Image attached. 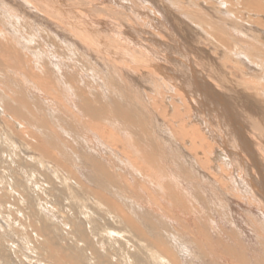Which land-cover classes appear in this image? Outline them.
Masks as SVG:
<instances>
[{
    "label": "bare ground",
    "instance_id": "6f19581e",
    "mask_svg": "<svg viewBox=\"0 0 264 264\" xmlns=\"http://www.w3.org/2000/svg\"><path fill=\"white\" fill-rule=\"evenodd\" d=\"M2 1V0H1ZM11 3H13V0H10ZM18 3L15 4L13 3V8H17V9H20L22 10V12H24L25 14H29L30 11H26L27 9H31V10H34L35 12V17L36 18H32L33 21H36L38 20V22H42L43 21V24H45V26H55L58 28V31L60 30L61 33L64 34V36L68 39V40H71L72 43L74 42V45L82 48L80 50H78L74 45V47L72 48L73 50H75V52L69 50V53L72 55V56H76L79 55L80 57L82 56H86L87 54L89 55L88 57H91L92 60H100L102 61V63H107V64H110L111 65V68L114 69L113 73L115 74H119L122 78L126 77V79L124 80L127 81L129 84H133L134 82H136V80L138 78H143V77H147L152 79H155L156 81V84L158 85L159 87V91L160 93L162 91L165 92V95L166 93L170 96V98L173 96V97H176L177 100H179L181 103H182V106L184 104V106H186V109L190 116L189 118H184L185 121L187 122L188 124V121L190 123V125H187V126H190L188 128H186V130L188 129L189 130V133H184L185 130V124L182 125V126H168L169 128V134L172 136V137H176L178 139H180L183 144L187 141L186 143V150H189L190 152H198L199 153V150L201 149L200 153L203 152V150L206 148V150L208 151V153L212 156H208L206 158L203 159H200V157L197 156V161L198 162H201L203 165L204 164H209V161L210 162H214V166L216 167H213L212 170L215 171V173H218V171H220L219 173L222 172V174L224 173L226 175V179H231L230 181L233 182V180L237 181V185L240 184L241 187L239 192H241V198L243 199H248L249 201L253 202H249L251 204H256V206L264 213V87L263 86H260L262 88H258L259 85H261L257 79L256 83L252 84V80L254 79H249L250 80V84L252 85V93L251 95H249L248 93L246 94L244 91L245 89L243 90L242 87L240 86L239 83L237 82H234L232 81V79H227L225 77V71L223 73V71L221 70V68H219L218 66V62L216 63V61L214 59H212L209 55L206 57V51L199 45H197V41L200 39V37H205L207 38V40L210 42V43H218V44H222L221 41H220V35L221 34H224V35H227L226 34V31H234V32H237L238 33V30H242L241 26L245 25V26H250L251 23H255L253 24V26L255 27L256 24L258 27H260V33H261V36L260 39L264 40V0H214L216 2V5H211L210 6V3L209 5L207 4V0H202L203 3H197V2H194V0H187L188 4H184V5H187V9L183 10L182 12H184L183 16L188 20V22H184L183 21V18H179L178 15H166L164 12H162V14H158L160 17H156L155 15L153 14H150V12L152 11H148L150 9H148V6H143L146 11L144 12L143 16L145 18L146 21H150L149 23H152V27L154 29V31H157L156 32H151V30H148V29H145L143 25L142 27L139 25L138 21H137V18L133 16V13H129L127 14L126 11L125 12V9L126 7H129L127 6L126 4V7L125 5H120L121 7L124 6V9H115L114 7L112 8V5L111 8H109L106 4L104 5H101L103 3H99V5L96 3L93 4H90L86 1V3L88 4H83L82 3V0H16ZM84 1V0H83ZM107 1V0H106ZM109 1V0H108ZM155 1V0H153ZM153 1H152V4H153ZM161 1V0H160ZM180 1V0H179ZM200 1V0H198ZM124 2V1H123ZM157 2V1H156ZM155 2V3H156ZM172 2V0H170V3ZM175 2H178V1H174V4ZM186 2V1H185ZM214 2V3H215ZM93 3V2H92ZM106 3V2H105ZM125 3V2H124ZM169 2H167L168 4ZM180 3V2H178ZM213 3V4H214ZM1 4V3H0ZM134 4V3H133ZM157 4V3H156ZM166 4V3H165ZM177 4V3H176ZM87 5H90V9L87 10ZM162 8V4H160ZM179 5V4H178ZM1 6V5H0ZM116 6V5H115ZM139 6V5H138ZM158 6V5H157ZM164 6V5H163ZM167 6V5H166ZM175 6V5H174ZM11 7V6H10ZM119 7V6H118ZM120 7V8H121ZM141 7V6H140ZM141 8L139 10H137L138 12H142V9L144 8ZM168 7H169V4H168ZM27 8V9H25ZM156 8V7H155ZM235 8H239V9H235ZM130 9V8H128ZM136 10V8H134ZM152 9V8H151ZM164 9V7H163ZM162 9V10H163ZM165 9L166 12L168 11V8L166 7ZM171 9V8H170ZM156 10V9H155ZM172 10V9H171ZM208 10H210L209 12H211L212 14H210L208 12ZM40 11V12H38ZM137 11H136V14L135 16L137 15ZM164 11V10H163ZM174 10H172L173 12ZM178 11V10H176ZM8 12V11H7ZM134 12V11H133ZM157 12V11H156ZM170 12V11H169ZM10 13V17H13V21L12 22V19H3L1 16L0 18H2L3 20L0 21V92L2 93V95H0V100H3L0 101L5 113L8 115V117L11 119V120H7L6 121V124H8L9 126H11L12 124H16L17 128L18 129H14V126H12L11 128L12 129V135L18 137V139H23L27 144V147L28 149H32L33 152H38L42 158H46V159H49V162L53 163V165L57 166L60 165L61 167L65 168L64 170L68 169L69 171V167L67 166V164H64V162L66 163V161L62 162L60 158H67L66 155L70 154H66L65 157H64V152L66 151V148L69 150L70 152V145L69 143H67V141L65 142L64 139H62L61 137V132L64 131V132H69L68 130L69 129H66V128H69V125L70 122L73 123L74 117H76L77 115L75 114V111H79V112H82L83 116H85V120L88 118L91 122H93V124H105V126L107 127H110L108 126L115 123V124H118L117 122H122L121 124V127L126 126L127 128V125H129L128 127H130V125L134 126V127H137L138 130H142L144 128V126L146 125V121H147V118L149 117V112L150 110L148 108H146L144 106V108L142 107H131V109H129V107L127 108L124 105L121 104V102L119 100L116 99V97H113L114 99H111L109 102H99L101 100H97L96 99V96L94 94V92H91L95 98H93L94 96H92V94H88L87 92V82L86 80L84 79L83 76H85V74L87 73H84V69L83 68H80L79 67H82V65L80 66L79 63H77V61H74V59L72 60L71 57L67 59H65V56L62 55L61 53H59V51L55 50L54 49V42H52V45H49V47L51 46V48L48 49L51 50L52 52H50L46 46H44L42 44V42H39L38 45H36L34 43V45L38 46L40 48H35V52L33 51V56H31V54H29V56L31 57V59L29 58H25L27 56H25L26 54V50H25V45H28L27 43H31L32 40H29V39H26V38H23L22 35H20V30H19V33H16V29L14 30H10L9 28L11 27L12 29L13 28H16L19 20L16 16V14L10 10V12H8V14ZM153 13V12H152ZM159 13V11L157 12ZM156 13V14H157ZM181 13V11H180ZM174 14V13H173ZM182 14V13H181ZM220 14H223V15H226L227 17H229V19L227 18V21L223 20V17H222V21L219 20L221 19V15ZM220 15V18L219 16ZM28 16V15H27ZM105 16L107 17H111L110 20H107L105 18ZM31 17V16H30ZM6 18V17H5ZM27 18V17H26ZM140 18V16H139ZM219 18V19H218ZM20 19V18H19ZM26 20V19H24ZM115 20H118V24H121L123 23L124 24V27L120 26L118 27V24L115 22ZM144 20V22H145ZM28 21V20H27ZM110 23H108V22ZM31 22V21H30ZM29 23V22H28ZM133 24L132 27L131 24ZM181 23H183V25H181ZM207 25L208 29L211 31V33L214 31H216L217 33L215 34H211L209 33L206 29L203 28V24ZM145 24V23H143ZM165 24L167 27H165ZM25 25V24H24ZM147 25H148V22H147ZM35 26V25H34ZM40 26V25H39ZM151 26V24L148 25V27ZM176 26H180L179 28H177ZM252 26V27H253ZM27 27V26H26ZM42 27V26H41ZM41 27H39V31H43V29H40ZM54 27V28H55ZM147 27V28H148ZM253 27V28H254ZM18 28V27H17ZM36 28V27H35ZM56 28V29H57ZM151 28V27H150ZM32 29H34L32 27ZM38 29H34L35 32L38 31ZM252 29V28H251ZM46 30V29H45ZM179 30V31H178ZM245 30V29H244ZM247 30V29H246ZM24 31V30H23ZM51 31V30H50ZM218 31H219V35H218ZM248 31V30H247ZM252 31V30H251ZM28 32V31H27ZM57 32V31H56ZM175 32H179V35L180 34L183 36L186 37V39L188 40V42H191L193 43L194 47H192V49H187L188 47L191 48V46H188L187 48L185 46H183L179 40H177L178 36L176 35V37L174 36V33ZM30 33V32H29ZM34 34V32H32ZM241 33V32H240ZM254 33V32H252ZM252 33H251V36H252ZM32 34V35H33ZM57 34H60V33H57ZM61 34V35H63ZM203 34V35H202ZM26 35V34H25ZM38 35V34H37ZM55 35V33H54ZM202 35V36H201ZM250 35V34H249ZM43 36V35H42ZM219 36V37H218ZM222 36V35H221ZM234 36V34H233ZM27 37V36H26ZM29 37V36H28ZM34 37H37V36H34ZM33 37V38H34ZM57 37V35H56ZM62 36L59 37V39L61 38ZM65 37H63L65 39ZM175 37V38H174ZM184 37V38H185ZM229 37V36H228ZM245 37V36H244ZM256 37V35H255ZM258 37V36H257ZM30 38V37H29ZM183 38V37H182ZM181 38V39H182ZM241 38V37H240ZM250 38V37H249ZM253 38V37H252ZM251 38V39H252ZM24 39V41L22 40ZM32 39V38H31ZM35 39V38H34ZM62 39V40H64ZM66 39V40H67ZM179 39V38H178ZM250 39V40H251ZM254 39V38H253ZM252 39V41H253ZM29 40V41H28ZM61 40V39H60ZM223 40V39H222ZM47 41V40H46ZM53 41V40H52ZM224 41V40H223ZM255 41V40H254ZM27 42V43H26ZM33 42V41H32ZM187 42V41H186ZM199 42V41H198ZM257 42V41H256ZM256 42H253L255 43L256 45ZM260 42V41H259ZM65 43V42H64ZM200 43V42H199ZM227 43V42H226ZM241 43V42H240ZM25 44V45H24ZM63 44V43H62ZM260 44V43H259ZM24 47H22V46ZM33 45V44H32ZM56 45H57V42H56ZM186 45V44H185ZM188 45V44H187ZM186 45V46H187ZM239 45V44H238ZM246 45V44H245ZM254 45V46H255ZM22 48H21V47ZM60 46V44H59ZM66 46H69V45H66ZM72 46V44H71ZM213 46V45H212ZM218 46V45H217ZM221 46V45H220ZM222 46H226L222 44ZM240 46V45H239ZM32 47V46H31ZM244 47V46H243ZM257 47V48H256ZM23 48L25 51H23ZM34 48V47H32ZM32 48H31V53H32ZM58 48V46H57ZM62 48V47H61ZM70 48V47H69ZM77 50H76V49ZM222 47H220L221 49ZM236 48V47H234ZM240 48V47H239ZM238 48V50H239ZM250 48V46L248 47V49ZM251 48H252V45H251ZM250 48V49H251ZM255 49L254 53L250 54L251 55V58L255 60V62H252L253 64L255 63V65L257 66L258 69H260L261 71L264 69V43H261L260 46H255L253 47ZM26 49H28V46L26 47ZM60 49V48H59ZM63 49H65V47H63ZM63 49H61L63 51ZM223 49V48H222ZM253 49V50H254ZM224 50V49H223ZM237 50V48H236ZM244 50V49H243ZM232 51V50H231ZM231 51L228 49L226 50V52L224 51L225 55L223 56H226V53H231ZM241 51V49L239 50ZM238 51V52H239ZM249 51V50H248ZM252 51V50H251ZM250 51V52H251ZM29 52V51H28ZM29 52V53H30ZM65 52V51H64ZM68 52V51H66ZM84 52L86 55H83ZM222 52V51H221ZM237 52V51H236ZM236 53V58H237V61H240V60H243L245 57H247L248 53L247 52H243V53ZM242 52V51H241ZM253 52V51H252ZM25 53V54H24ZM233 53V52H232ZM44 54V56H43ZM190 55H194L195 57H198V59H200L201 61L203 60L202 64L198 63V62H193L192 58ZM235 55V54H233ZM253 55V56H252ZM256 55V56H255ZM96 56V57H95ZM215 56V55H214ZM36 59H34V58ZM64 57V58H63ZM67 57V56H66ZM231 57V54L228 55V58ZM75 58V57H74ZM87 58V56L85 57ZM205 58V59H204ZM248 58V57H247ZM251 58L249 57V59L251 60ZM88 59V58H87ZM231 59V58H230ZM67 60V61H66ZM234 60V59H233ZM84 61V60H83ZM232 61V60H231ZM236 61V60H235ZM245 61V60H244ZM249 61V60H248ZM88 62V61H87ZM200 62V61H199ZM250 62V61H249ZM93 63V62H92ZM99 63V62H98ZM220 63V62H219ZM227 63V62H226ZM242 63V62H241ZM244 63V62H243ZM95 64V63H94ZM222 64V63H221ZM224 64V62H223ZM222 64V65H223ZM236 63L234 62V65ZM250 64V63H249ZM106 65V64H105ZM109 65V66H110ZM232 65V64H230ZM237 65V64H236ZM239 65V64H238ZM252 65V64H251ZM95 66V65H94ZM108 66V65H106ZM225 66V65H224ZM224 66H221V67H224ZM239 66H243V65H239ZM92 67V66H91ZM247 67V66H245ZM244 67V68H245ZM99 68V67H98ZM103 68V67H102ZM106 68V67H105ZM239 68V67H237ZM243 68V67H242ZM72 69V70H71ZM108 69V68H106ZM112 69L110 71H112ZM224 69V68H223ZM246 69V68H245ZM253 69V68H252ZM251 68L248 70H252ZM87 70V69H85ZM105 70V69H104ZM236 70L238 69H233V72H236ZM247 70V69H246ZM254 70V69H253ZM92 71V70H91ZM98 71V70H97ZM99 71H100V68H99ZM109 71V70H108ZM231 71V70H230ZM243 71V70H242ZM104 72V71H103ZM106 72V71H105ZM245 72V71H243ZM91 73V72H90ZM99 73V72H98ZM102 72H100L101 74ZM109 75L111 74V72H108ZM113 73L111 75H113ZM240 73H242L240 71ZM247 73V71H246ZM93 74V73H91ZM95 74V73H94ZM97 74V73H96ZM137 76H136V75ZM227 74V72H226ZM231 74V73H230ZM243 74V73H242ZM245 74V73H244ZM254 74V73H253ZM259 74V73H258ZM89 75V78L92 75L88 74ZM256 76H258L257 74H255ZM264 75V74H263ZM101 76V75H99ZM104 76V74H103ZM107 76V75H106ZM119 76V77H120ZM229 76V75H228ZM232 76V75H231ZM244 76V75H243ZM250 76V75H249ZM262 76V75H261ZM260 76V77H261ZM86 78L88 77L87 75L85 76ZM98 78V76H96ZM116 77V76H115ZM114 77V78H115ZM118 75H117V79L119 78ZM264 77V76H263ZM103 78V77H102ZM113 78V77H112ZM254 78V77H253ZM88 79V78H87ZM260 79V78H259ZM94 80V79H92ZM99 79H97L98 81ZM105 80V78H104ZM107 80V79H106ZM115 80V79H114ZM119 80V79H118ZM144 80V78H143ZM262 80V79H261ZM89 81V79H88ZM95 82H97L96 80H94ZM93 81V83H94ZM100 81V80H99ZM103 81V80H102ZM153 81V80H152ZM246 81V80H245ZM244 81V82H245ZM248 81V80H247ZM113 82V80H112ZM120 82V81H119ZM123 82V80H122ZM243 82V83H244ZM263 82V81H262ZM98 83V82H97ZM102 83V82H101ZM116 83V82H115ZM249 83V82H247ZM95 84V83H94ZM92 84V85H94ZM120 83L119 85H116V88L117 91H119V93H122V94H126L128 93L127 95H141L139 92L137 94V91L133 90L134 89V86H133V89H132V86L130 87L133 91H128V89L122 84ZM129 84L125 83L126 86H128ZM246 84V82H245ZM102 87H103V83L101 84ZM136 85V84H135ZM249 85V84H248ZM263 85V84H262ZM91 86V85H90ZM96 86V85H95ZM98 86V85H97ZM115 86V84L113 85ZM154 86V85H153ZM87 87V88H86ZM99 87V86H98ZM101 87V88H102ZM109 87V86H108ZM112 87V85L110 86ZM129 87V86H128ZM139 87H142L140 84H139ZM138 89H141L139 88ZM157 88V86H155ZM96 87H94L95 89ZM129 88V89H130ZM147 87H145L146 89ZM249 88V87H248ZM93 89V87H92ZM93 89V90H94ZM100 89V88H98ZM96 89V90H98ZM105 88L103 87V90ZM111 90V88H108ZM137 89V88H136ZM155 89V88H154ZM116 90V89H115ZM148 91V89H146ZM162 90V91H161ZM89 91V90H88ZM113 91V90H112ZM112 91H109V92H112ZM104 92H106V90H104ZM108 92V93H109ZM114 92V91H113ZM124 92V93H123ZM126 92V93H125ZM248 92V91H246ZM101 93V92H100ZM106 93V94H108ZM144 93V91H143ZM151 93V92H150ZM158 93V92H157ZM163 93V92H162ZM111 95V93H109ZM102 95V94H101ZM113 95V94H112ZM117 95V94H116ZM119 95V94H118ZM154 95V94H153ZM159 95H162V94H159ZM2 96V97H1ZM99 96V95H98ZM120 97V95H119ZM126 97V96H125ZM146 97V96H145ZM153 97V96H152ZM157 97V96H156ZM162 97V96H160ZM166 97H168L166 95ZM172 97V98H173ZM3 98V99H1ZM100 98V96H99ZM98 98V99H99ZM102 98V97H101ZM100 98V99H101ZM124 98V97H123ZM135 98V97H134ZM133 98V99H134ZM138 98V97H137ZM150 98V97H149ZM155 97H153L154 99ZM164 98V97H163ZM169 98V97H168ZM171 98V99H172ZM95 99V100H94ZM106 99V98H105ZM108 99V97H107ZM132 99V100H133ZM141 99V98H140ZM148 99V98H147ZM153 99H151L150 101H152ZM158 99H161L163 100L162 98H158ZM175 99V98H173ZM128 100V98H127ZM156 101L159 102V103H162L164 104L163 101ZM103 101V100H102ZM105 101V100H104ZM138 101V100H136ZM135 101V103H137ZM148 101V100H147ZM165 101V100H164ZM167 103L169 100H166ZM174 102V100H172ZM144 103V102H143ZM154 103L151 102V104ZM169 103H171V100L169 101ZM168 103V104H169ZM158 103H156L155 105H157ZM177 104L179 105V103L177 102ZM0 105V107H1ZM136 105V106H137ZM154 105V104H153ZM154 105V106H155ZM160 105V104H159ZM175 105V104H174ZM173 105V108L175 109V106ZM177 105V106H178ZM51 107V111L50 109L47 107ZM143 106V104H142ZM158 106V105H157ZM155 106V107H157ZM161 106V105H160ZM170 106V105H169ZM148 107V106H147ZM165 107V106H164ZM167 107V106H166ZM171 107V106H170ZM169 107V109H171ZM179 108V106H178ZM177 108V109H178ZM2 109V108H1ZM0 109V111H1ZM2 109V110H3ZM159 109V108H158ZM164 110H167V108H164ZM179 110V109H178ZM184 110V109H183ZM156 111V110H155ZM161 111V109L159 110ZM163 111V110H162ZM161 111V113H163ZM186 111V110H184ZM52 114L53 116H56L54 114H58L56 112H60L62 114V119L67 120V125H64L62 122L64 121H60V119L56 118V117H53L51 116L50 114ZM55 112V113H54ZM77 113V114H80V113ZM152 112V111H151ZM168 112V111H166ZM179 112V111H178ZM178 112L174 110V112L169 116L167 117L171 119V117H173L172 119H174V117H176L178 115ZM1 113V112H0ZM4 113V114H5ZM54 113V114H53ZM67 113H70V114H74L73 116V119H68L66 115H69ZM185 113V112H184ZM3 114V115H4ZM61 114H58V116ZM156 116L158 113H155ZM154 114V115H155ZM164 114V113H163ZM175 114V115H173ZM1 115V114H0ZM160 115V114H159ZM186 115V114H185ZM59 116V117H60ZM81 116V114H80ZM182 116V114H181ZM5 117V116H4ZM159 117V116H158ZM69 118H71V115H69ZM78 118V116H77ZM83 118V117H81ZM83 118V119H84ZM150 120L148 118L150 125H153L152 122H154V118H152L150 116ZM163 117H161L162 119ZM164 118H165V114H164ZM1 119V118H0ZM61 119V120H62ZM156 119L155 118V123H156ZM160 119V118H159ZM176 119V118H175ZM174 119V120H175ZM6 120V119H5ZM79 120V119H77ZM81 120V119H80ZM162 121V120H161ZM167 121V120H166ZM169 121V120H168ZM176 121V120H175ZM178 121V120H177ZM1 122V121H0ZM64 122V123H65ZM77 122V121H76ZM80 122V121H78ZM77 122V123H78ZM2 123V122H1ZM65 123V124H66ZM85 123V122H84ZM83 123V124H84ZM88 123V121L86 122ZM120 123H119V126H120ZM164 123V121H163ZM174 123V122H172ZM65 127V129L67 130H62L60 131L63 127V125ZM76 124V123H75ZM81 124V122H80ZM80 124H77V125H80ZM83 124L81 125V127H83ZM92 124V123H91ZM107 124V125H106ZM125 124V125H124ZM2 125V124H1ZM59 125H62L61 128H59ZM149 125V124H148ZM165 125H166V122H165ZM175 125V124H174ZM72 126L71 129L74 127V123L73 125H70ZM91 125H89L88 127L90 128ZM95 126V125H94ZM97 126V125H96ZM118 126V125H117ZM119 126L117 128V130L119 129ZM156 126V124H155ZM152 128V130L154 129V127ZM162 126V125H161ZM160 126V127H161ZM7 127V126H6ZM77 127V126H76ZM80 127V126H79ZM85 127V125H84ZM88 127H85V128H88ZM99 127V126H98ZM103 126L99 127L100 131L99 132V135L102 137L104 136L106 138V135L107 133H109V135H113L114 134V131H111L113 130V127L111 126V130L110 128H104L102 129ZM120 127V128H121ZM132 128V131L133 129L135 128ZM147 126H145V130L147 129L146 128ZM157 127H159L157 125ZM75 128V127H74ZM84 128V129H85ZM89 128L87 130H89ZM92 128V127H91ZM115 128V126H114ZM124 128H121L122 130H119V131H123ZM150 128V127H149ZM165 128V127H163ZM161 127V129H163ZM178 128V129H177ZM184 131H182L181 129ZM1 129V128H0ZM9 129V128H8ZM20 129V130H19ZM80 129V128H79ZM129 129V128H128ZM155 129H157L155 127ZM73 130V129H72ZM77 130V129H76ZM82 130V128H81ZM96 129H94L95 131ZM148 130V129H147ZM158 130L160 131V129L158 128ZM158 130L156 131H152V134L154 135L153 132H158ZM178 130L182 131V135L180 134L181 132H179ZM71 131V130H70ZM126 131V130H125ZM135 131V130H134ZM164 131V130H163ZM80 132V131H79ZM83 132V131H81ZM90 132V130H89ZM138 132V131H137ZM162 132V131H161ZM161 132H158L159 136H163L161 134ZM167 132V131H166ZM165 132V134H166ZM61 133V134H60ZM70 134L74 133V130L73 132H69ZM86 133V132H85ZM126 133V132H125ZM129 133V131L127 132ZM141 133V132H140ZM144 133V132H142ZM147 133V132H146ZM144 133V135L146 134ZM177 135L175 136L174 135ZM3 134V133H2ZM69 134V135H70ZM76 134V133H75ZM74 134V136H75ZM78 134V132H77ZM76 134V135H77ZM89 133L87 132V135ZM120 134V133H119ZM134 134V133H133ZM137 134V133H136ZM149 134L150 131H149ZM148 134V136H149ZM156 134V133H155ZM161 134V135H160ZM63 135V134H62ZM66 135H68V133H66ZM90 135V134H89ZM92 135V133H91ZM96 135V134H95ZM94 135V136H95ZM98 135V134H97ZM118 135V134H117ZM123 135L124 132H123ZM122 135V136H123ZM130 135V134H129ZM168 135V134H167ZM72 136V135H71ZM81 135H78V137ZM93 136V135H92ZM138 136V134L136 135ZM141 136V135H139ZM138 136V137H139ZM152 136V135H151ZM150 136V137H151ZM166 136V135H165ZM3 137V136H2ZM1 137V139H2ZM66 138V136H64ZM114 137V138H113ZM111 138L115 139V136H113ZM121 136H119L120 138ZM125 138L127 136H124ZM153 138H155L154 136H152ZM169 137V135L167 136ZM166 137V138H167ZM8 138V137H7ZM69 138V137H68ZM74 138V137H73ZM84 138V137H83ZM130 138V136H129ZM133 138V137H131ZM135 140H138L136 139V137H134ZM146 138V137H145ZM171 139V137H169ZM187 138H190V139H187ZM17 139V140H18ZM71 139V138H69ZM74 139H77V138H74ZM89 139V138H88ZM88 139H87V142H88ZM91 139V138H90ZM94 138H92L91 141H93ZM96 139V138H95ZM103 139V138H102ZM144 139V138H143ZM147 139H150V138H147ZM157 139V138H156ZM159 139V138H158ZM162 139V137H161ZM169 139V140H170ZM5 140V139H4ZM8 140V139H7ZM14 140V139H13ZM72 140V139H71ZM108 140L110 142H112L110 140V138H108ZM128 140H131L132 139H128ZM133 139L132 143L135 144L136 141ZM146 140V139H144ZM160 140V139H159ZM159 140H154V144L156 143L155 141H159ZM163 140V139H162ZM161 140V141H162ZM168 140V142H169ZM116 141V140H115ZM143 141V140H142ZM148 141V140H146ZM160 143H163V145L165 144L164 142H161ZM167 141V140H166ZM176 141V140H175ZM8 142H10L8 140ZM95 143V140L93 141ZM101 142V140H100ZM103 142V141H102ZM109 142V144H110ZM173 142V141H172ZM171 142V143H172ZM6 143V141H5ZM108 143V142H107ZM106 143V144H107ZM117 143V142H115ZM128 147H133V144L128 142ZM143 143V142H142ZM145 143V142H144ZM148 143V142H147ZM4 144V143H2ZM24 144V143H23ZM89 144V143H88ZM87 144V145H88ZM93 144V143H92ZM97 144V143H95ZM112 144V143H111ZM121 144V143H120ZM149 144V143H148ZM167 144V143H166ZM178 144V143H177ZM103 146V144H100ZM125 145V144H124ZM151 145V144H149ZM161 145V147L163 146ZM174 145V144H173ZM179 145V144H178ZM24 146V145H23ZM90 146V145H89ZM88 146V147H89ZM101 146V148H102ZM114 145L112 144V147ZM137 146V145H136ZM143 146V145H142ZM145 146V144H144ZM157 146V144L155 145ZM160 146V145H158ZM170 146V144H169ZM207 146V147H205ZM100 147L99 145H97V148ZM104 147H107V146H104ZM115 147V146H114ZM122 147V145H121ZM146 147V146H145ZM149 147V146H148ZM164 147V146H163ZM162 147V148H163ZM167 147V146H165ZM165 147L163 148L164 151L169 148L167 147L165 149ZM171 147V146H170ZM6 148V147H5ZM13 148V147H12ZM96 148V149H97ZM101 148H100V152H101ZM160 148V147H159ZM158 148V149H159ZM2 149V148H1ZM14 149V148H13ZM89 149V148H88ZM87 149V150H88ZM92 150V148H90ZM89 149V150H90ZM105 149V148H104ZM103 149V150H104ZM108 149V148H107ZM106 149V150H107ZM141 149V148H140ZM143 149V148H142ZM146 149V148H145ZM152 149V147L150 148ZM157 149V148H156ZM155 149V151H156ZM157 149V150H158ZM171 149V148H170ZM10 150V149H9ZM15 150V149H14ZM98 150V149H97ZM112 150V149H111ZM113 150H116V148ZM129 150V149H128ZM131 150V149H130ZM153 150V149H152ZM169 150V149H168ZM177 150V149H176ZM4 151V150H2ZM1 151V152H2ZM6 151V150H5ZM11 151V150H10ZM17 150L14 151V153L16 152ZM95 151V150H94ZM97 151V152H99ZM132 151V150H131ZM148 151H151V150H148ZM154 151V150H153ZM151 151V153H145V152H142L141 151V155L139 158H132V160H127L123 162H121V165L123 164V167H126L125 165L128 166V169H126L125 171L129 170V168H131L130 170L132 171L133 169V172L134 174H143L145 172V170L147 169H161L162 168L158 167L160 165L159 163V157L161 156H156L154 154V152ZM160 151V154L162 153L161 150ZM158 151V153H159ZM73 152V150L71 151ZM96 152V151H95ZM103 152V151H102ZM104 152L107 153V155L110 153V156H111V152L110 151H105ZM109 152V153H108ZM167 152V151H166ZM166 152H163V155H165ZM172 152V150H171ZM18 153V151H17ZM16 153V155H17ZM116 153V152H114ZM132 153V152H131ZM144 153V154H143ZM168 153V152H167ZM169 153H170V150H169ZM185 153H188V152H185ZM197 153V154H198ZM3 154V153H2ZM20 154V153H19ZM89 154V153H88ZM98 154H101V153H98ZM105 154V153H103ZM120 154V153H119ZM126 154V153H125ZM134 154V153H133ZM184 154V153H183ZM196 154V155H197ZM261 154V155H260ZM8 155V154H7ZM91 155V154H89ZM135 156H137L138 154H134ZM179 156V154H177ZM23 156V155H22ZM20 155V157H22ZM69 156V155H68ZM92 156H95V155H92ZM114 155L112 154V157ZM128 156V154H127ZM131 156V155H129ZM167 156V154H166ZM165 156V157H166ZM170 156V155H168ZM188 156V155H187ZM190 156V154H189ZM188 156V157H189ZM260 156L263 157V159L260 158ZM2 157V156H1ZM11 157V155H10ZM18 157V156H17ZM84 157V155H83ZM99 158V156H96ZM115 157V156H114ZM117 157V155H116ZM123 157V155H122ZM158 157V159H157ZM172 157V156H170ZM169 157V158H170ZM175 157V156H174ZM174 157H172L174 159ZM181 156H179V159ZM191 157V156H190ZM192 157H195L194 155ZM203 157V156H202ZM247 157V158H245ZM13 158V157H11ZM34 158V157H32ZM37 158V157H36ZM85 158V157H84ZM83 158V159H84ZM102 158H103V155H102ZM118 158H121V155L120 157L118 156L117 157V160ZM162 158V157H161ZM171 158V159H172ZM212 158V160H211ZM2 159V158H1ZM25 159V158H24ZM30 160V158H28ZM40 159V158H39ZM73 159V157H72ZM125 159V157L123 158ZM163 159H165V163L167 162V157L164 158L163 156ZM162 159V160H163ZM170 159V160H171ZM176 159V157H175ZM183 159V158H182ZM186 159V157H185ZM246 159H248L249 161H247ZM21 161V159H19ZM23 160V159H22ZM35 160V159H34ZM67 160V159H66ZM86 162H87V165H89L90 167V172L92 171V177H91V181L96 183L95 185L99 188V189H102L103 191H105V188L108 184V186H111L114 185V188L116 187L115 185L117 183H121V182H117L118 179L115 178V176H113L111 174V172L109 173V168H108V171H107V168L100 162H97L95 161V159H89V158H85ZM158 160V161H157ZM161 160V159H160ZM177 160V159H176ZM175 160V161H176ZM188 160V159H186ZM16 163H18L17 160H14ZM25 162V160H23ZM27 161V160H26ZM36 161V160H35ZM42 161V160H41ZM74 161V160H73ZM72 161V162H73ZM80 161V160H79ZM74 163V166L80 164L83 162V160L80 161V163ZM100 161V160H99ZM121 161V160H120ZM156 161H157V164H156ZM182 161V160H181ZM189 161V160H188ZM218 161H221V163H217ZM1 162V161H0ZM86 162H84V165L86 164ZM104 162V161H102ZM119 162V161H118ZM162 162V161H160ZM164 162V161H163ZM177 164L178 161H176ZM39 163L40 166H42V164L40 163V161H36V164ZM120 163V162H119ZM159 163V165H158ZM171 163V162H170ZM170 163H168L170 165ZM174 163V161L172 162ZM106 164V163H105ZM125 164V165H124ZM164 164V163H163ZM161 164V165H163ZM185 164V163H184ZM196 164V162H195ZM213 164V163H212ZM23 165H26V164H23ZM44 165V164H43ZM46 165V164H45ZM52 165V164H51ZM70 165V164H69ZM72 165V163H71ZM181 165V164H180ZM194 165V163H193ZM203 165H200L199 163V166L202 167ZM211 165V164H209ZM86 166V165H85ZM176 166V165H174ZM173 166V167H174ZM189 165L186 166L189 168ZM198 166V167H199ZM205 166V165H204ZM208 165H206L207 167ZM27 167V166H26ZM45 167V166H43ZM50 167V166H49ZM110 167V166H109ZM120 167V166H119ZM122 167V168H123ZM177 167V166H176ZM176 167H174L175 169H177ZM192 167V166H191ZM190 167V168H191ZM210 167V166H209ZM51 168V167H50ZM56 168V167H55ZM74 168V167H73ZM77 168V166H75L74 170ZM80 168V167H79ZM88 168V166H87ZM85 168V169H87ZM117 168V167H116ZM164 168V167H163ZM168 168V167H167ZM212 168V167H211ZM16 169V168H15ZM14 169V171H15ZM60 169V168H59ZM62 169V168H61ZM83 169V168H81ZM118 169V168H117ZM124 169V168H123ZM154 169V170H155ZM18 170V169H17ZM21 170V169H20ZM43 170V169H42ZM52 170V169H51ZM50 170V171H51ZM63 170V169H62ZM72 170V169H71ZM78 170V169H77ZM88 170V169H87ZM185 170H187L185 168ZM193 170V168H192ZM191 170V171H192ZM196 170V169H195ZM209 170V169H208ZM218 170V171H217ZM255 170L256 171V176H253V173L251 171ZM13 171V170H12ZM13 171V172H14ZM25 171V170H24ZM39 171V169H38ZM41 171V170H40ZM39 171V172H40ZM54 171V170H53ZM60 171V170H59ZM58 171V172H59ZM73 171V170H72ZM79 171V170H78ZM120 171V170H119ZM151 171V170H150ZM156 171V170H155ZM163 171H161V173L163 174ZM170 171V170H169ZM172 171V169H171ZM173 171H175L173 169ZM172 171V172H173ZM177 171V170H176ZM181 171V170H179ZM197 171V170H196ZM202 171V170H201ZM42 172V171H41ZM52 172V171H51ZM50 172V173H51ZM57 172V173H58ZM75 172V171H73ZM88 172V171H87ZM117 172V170H116ZM128 172V171H127ZM132 172V173H133ZM136 172V173H135ZM160 172V171H158ZM184 172V171H183ZM189 172V171H188ZM195 171H193L194 173ZM200 171H198L199 173ZM254 172V171H253ZM62 173V171L60 172ZM64 174L66 173H69L71 175L70 172H66L63 171ZM120 173H122V171H120ZM126 173V172H125ZM130 173V172H129ZM147 173V172H146ZM164 173H167V172H164ZM171 173V172H170ZM186 173V171H185ZM190 173V172H189ZM188 173V174H189ZM218 173V174H219ZM14 174V173H13ZM41 175V173H39ZM38 174V175H39ZM44 174V173H43ZM46 174V173H45ZM68 174V175H69ZM79 174V173H78ZM77 173L75 174L76 176L78 175ZM88 174V173H87ZM86 174V175H87ZM116 174V173H115ZM123 174H124V171H123ZM159 174V173H158ZM172 174V173H171ZM174 174V173H173ZM175 174H177L175 172ZM217 174V175H218ZM262 174V175H261ZM15 175V174H14ZM18 175V173H17ZM20 175V174H19ZM48 175H51L48 173ZM74 175V174H73ZM117 175V174H116ZM120 175V174H119ZM131 174H129V180H130V176ZM149 175V174H148ZM147 175V177H148ZM160 175V174H159ZM169 175V174H167ZM165 175V176H167ZM187 175V174H186ZM184 174V176H186ZM192 175V174H191ZM198 175V174H196ZM205 175V174H204ZM214 174H212V177L215 178L213 176ZM43 176V175H41ZM54 176V175H53ZM60 176V175H59ZM72 176V175H71ZM138 176V175H137ZM153 176V175H152ZM161 176V175H160ZM163 176V175H162ZM161 176V177H162ZM164 176V179L166 180ZM173 176V175H172ZM177 175H175L176 177ZM194 176V174H193ZM220 176H224V175H221ZM50 177V176H49ZM48 177V178H49ZM66 177H67V174H66ZM119 177V176H118ZM140 177V175L138 176ZM181 177H183L181 175ZM191 176L189 174L188 179H190ZM199 177V176H198ZM203 177V176H202ZM211 177V176H210ZM233 177H235V179H233ZM51 178H53L51 176ZM69 178V176H68ZM74 178H76L74 176ZM79 178V177H78ZM123 178V176H122ZM144 179V177L142 176L141 179ZM150 178V176H149ZM152 178V177H151ZM168 178V177H167ZM195 178V177H193ZM207 178V177H206ZM18 179V178H17ZM135 181L136 180V176H135ZM138 179V178H137ZM146 179V178H145ZM144 179V180H145ZM179 179V178H178ZM184 179V178H183ZM219 179V178H218ZM37 179H35L36 181ZM71 180H73L71 178ZM121 180V179H119ZM163 180V178L161 179V181ZM164 180V181H165ZM175 180L174 177L171 181ZM181 182H182V179L180 178ZM187 180V179H186ZM192 180V179H190ZM215 181L217 179H214ZM38 181V180H37ZM46 181V179H45ZM48 181V180H47ZM55 181V179H54ZM64 181V180H63ZM78 181V180H77ZM81 179H80V182H78L80 185L82 184L81 183ZM89 181V182H91ZM124 181V180H122ZM126 181H128V179H126ZM125 181V183H126ZM141 181V180H140ZM147 180H145V183H146ZM149 181V180H148ZM160 181V180H159ZM158 181V182H159ZM169 181V180H168ZM184 181V180H183ZM218 181V180H217ZM51 182V180H50ZM49 182V183H50ZM56 182V181H55ZM129 182V181H128ZM127 182V183H128ZM163 182V181H162ZM166 182V181H165ZM176 182V181H174ZM178 183L177 182V185L179 184H182V183ZM188 182V181H187ZM186 181L184 183H187ZM194 182V181H193ZM226 182V181H225ZM53 183V182H52ZM50 183V184H52ZM69 183V182H68ZM70 183H73L72 181ZM77 184V182H75ZM110 183V184H109ZM126 183V184H127ZM141 183V182H140ZM144 183V185L146 186V184ZM154 183V182H153ZM157 183V182H156ZM171 183V182H170ZM189 183V182H188ZM187 183V185H188ZM199 183V182H198ZM197 183V184H198ZM201 183V182H200ZM217 183V182H216ZM19 184V183H17ZM54 184V183H53ZM60 184V182H59ZM78 184V185H79ZM92 184V183H91ZM124 184L123 182L121 183V185ZM130 183H128L129 185ZM149 184V183H148ZM159 184V183H158ZM162 184V183H161ZM172 184V183H171ZM175 184V183H174ZM220 184V183H219ZM224 184V183H223ZM223 184H221V186H223ZM226 184V183H225ZM230 184V183H229ZM56 184H54L55 186ZM73 186H76L73 184H71ZM120 185V184H119ZM131 185V184H130ZM137 185V184H136ZM183 185H186V184H183ZM190 185H193V184H190ZM235 185V184H234ZM21 186V184H20ZM26 186V185H24ZM39 186V185H38ZM61 186H64V183L63 185L61 184ZM83 186V185H82ZM118 186V184H117ZM125 186V185H123ZM127 186V185H126ZM138 186V185H137ZM140 186V185H139ZM138 186V187H139ZM168 185H166L167 187ZM175 186V185H174ZM203 186V185H202ZM218 186V185H217ZM227 186V185H226ZM232 188L234 187L233 185H231ZM57 187V185H56ZM60 187V186H59ZM69 187V186H68ZM96 187V188H97ZM121 187V186H120ZM128 187V186H127ZM130 187V186H129ZM134 187V186H133ZM133 187L131 185V188H129V190H133ZM151 187H154L151 186ZM150 186L148 187L149 189L151 188ZM159 186H157L158 188ZM172 187V186H171ZM178 187V186H176ZM174 187V188H176ZM182 187V186H180ZM188 186H185L184 189H186ZM190 187V186H189ZM193 187V186H191ZM198 187V186H197ZM206 187V186H205ZM220 187V186H219ZM49 188L50 185H49ZM55 188V187H54ZM58 188V187H57ZM74 188V187H73ZM81 188H84L81 187ZM80 188V189H81ZM94 188V189H96ZM111 188V187H109ZM112 187V190L114 189ZM118 188V187H117ZM141 188H142V185H141ZM140 188V189H141ZM147 188V187H145ZM231 188V189H232ZM235 188V187H234ZM238 188V186H237ZM53 189V188H52ZM76 189V188H75ZM124 189V188H123ZM128 189V188H127ZM153 189V188H151ZM155 189V187H154ZM166 189H169V188H166ZM165 189V191H166ZM178 189V188H177ZM176 189V192H172L171 188V192L167 191L168 194V199L167 200H170L172 203L174 201H179L180 203L183 202L182 200H185L184 197L181 196V188H179L178 190ZM192 190H194L193 188H190ZM199 189V188H198ZM236 189V188H235ZM25 190V189H24ZM60 190V189H59ZM78 190V189H77ZM86 190V189H85ZM89 190V189H88ZM98 190V189H96ZM125 190V189H124ZM134 190H136V188H134ZM145 190V189H143ZM161 190V189H159ZM221 190V188H220ZM237 190V189H236ZM246 190V191H245ZM27 191L29 190H26V195H27ZM51 191V190H50ZM116 191V190H115ZM113 191V192H115ZM120 191V189L118 190ZM128 191V190H127ZM147 192V190H145ZM158 191V190H157ZM161 191H164V190H161ZM161 191H159L160 193H162ZM175 191V190H174ZM222 191V190H221ZM235 191V190H234ZM244 191V192H243ZM30 192V191H29ZM89 192V191H88ZM92 192V191H90ZM97 192V196L98 198L103 202L105 203V206L106 204L109 206H107L108 210L111 208L113 209L112 212L110 211V213H113V211L117 212L118 214L121 215V217L123 218V220H126L128 219V224L132 226V222H135V221H132L133 220L131 218V220L129 219V217L127 218V216L125 217V214H123L124 211H121L119 205H117L114 200H110L106 197L105 194H103L104 192ZM106 192V191H105ZM125 192V191H124ZM134 192V191H133ZM136 192V191H135ZM149 192V190H148ZM166 192V193H167ZM227 194H228V191H226ZM225 192V193H226ZM246 192V193H245ZM52 194V192H50ZM61 193V192H60ZM126 193V192H125ZM129 193V192H128ZM182 193L186 194V192H183ZM213 193V192H212ZM1 196L2 194H5L4 192L0 193ZM92 194V193H91ZM93 194H95V191L93 192ZM114 194V193H113ZM116 194V192H115ZM118 194V193H117ZM116 194V195H117ZM121 194V193H119ZM118 194V196H119ZM151 194V193H150ZM165 194V193H164ZM221 194V193H220ZM232 194V193H231ZM54 195V193L52 194ZM131 195V194H129ZM129 195L127 198H129ZM153 195V194H152ZM199 195V194H198ZM235 195V194H233ZM238 195V194H237ZM0 196V197H1ZM108 196V195H107ZM126 196V194H125ZM123 195V197H125ZM133 196V195H132ZM130 196V197H132ZM160 196V195H159ZM223 196V195H222ZM228 196V195H227ZM61 197V196H60ZM88 197V196H87ZM115 197V196H114ZM122 197V196H121ZM191 197V196H189ZM231 197V196H230ZM5 198V197H4ZM2 198V199H4ZM126 198V201L129 200ZM152 198V197H151ZM195 198V197H194ZM193 196H192V199H194ZM201 198V197H200ZM220 198V197H219ZM28 199V198H27ZM30 199V198H29ZM93 199V198H92ZM113 199V198H112ZM115 199V198H114ZM164 199V198H163ZM164 199V201H165ZM196 199V198H195ZM229 199V198H227ZM97 200V199H96ZM95 200V201H96ZM116 200V199H115ZM247 200V201H248ZM1 201V199H0ZM3 201V200H2ZM6 201V199H5ZM94 201V200H93ZM99 201V202H101ZM157 201V200H156ZM187 201V200H186ZM195 201V200H194ZM193 201V202H194ZM98 202V200H97ZM98 202V203H99ZM122 202H125V199L124 201ZM167 202V201H166ZM178 202V203H179ZM5 203V202H4ZM7 203V202H6ZM5 203V204H6ZM15 203V202H14ZM121 203V202H120ZM132 203V202H131ZM138 203V202H137ZM137 203L135 204V206L137 205ZM146 203V202H145ZM175 203V202H174ZM186 203V202H185ZM119 204V203H118ZM176 204V203H175ZM182 204V203H181ZM222 204V203H221ZM254 204V205H255ZM98 205V204H97ZM100 205V204H99ZM142 205V204H141ZM140 207H143L141 206ZM168 205V204H167ZM170 205V204H169ZM174 205V204H173ZM224 205V204H223ZM227 205V204H226ZM15 206V205H14ZM19 206L18 204L16 205V207ZM103 206V204H102ZM121 206V205H120ZM139 206V204H138ZM138 206H136L137 208H139ZM182 206V205H181ZM185 206V205H184ZM187 206V205H186ZM7 207V206H6ZM20 207V206H19ZM59 207V206H58ZM145 207V206H144ZM149 207V206H147ZM155 207V206H154ZM163 207V205H162ZM171 207V206H170ZM176 207V206H175ZM179 207V206H178ZM183 207V206H182ZM221 207V206H220ZM226 207V206H225ZM136 208V209H137ZM161 208V207H160ZM177 208V207H176ZM188 208V207H187ZM15 209V208H14ZM21 209V208H20ZM106 209V207H105ZM110 209V210H111ZM147 209V208H146ZM159 209V208H158ZM157 209V210H158ZM181 210V208H179ZM140 210V208H139ZM138 210V211H139ZM162 212L164 211L162 208H161ZM169 210V209H168ZM172 210V209H171ZM179 210V211H180ZM183 210V209H182ZM23 211V210H22ZM106 211V210H105ZM178 211V209L176 210ZM186 211H190L188 209H186ZM61 212V211H60ZM108 212V211H107ZM147 212V211H146ZM148 212L151 213V211L149 210L148 208ZM147 212V214H148ZM156 212V211H155ZM161 212V211H160ZM159 212V213H160ZM165 212V211H164ZM169 212V211H168ZM172 212V211H171ZM174 212V210H173ZM181 213H183L182 211H180ZM179 212V213H180ZM186 212V213H187ZM191 212V211H190ZM258 212V211H257ZM82 213V212H81ZM109 213V212H108ZM126 213V212H125ZM141 213V212H140ZM142 213H145V212H142ZM158 213V212H157ZM166 213V212H165ZM175 213V212H174ZM262 214V217L264 216L263 213L261 212H258V214ZM59 214V213H58ZM62 214V212H61ZM60 214V215H61ZM83 214V213H82ZM106 214V213H105ZM162 213H160L161 215ZM172 214V213H171ZM170 214V215H171ZM185 214V213H184ZM65 215V214H64ZM107 215V214H106ZM111 215V214H110ZM113 215V214H112ZM115 215V214H114ZM129 215V214H128ZM145 215V214H143ZM170 215H167L169 216L170 218L172 217V220H173V217L174 216H170ZM188 215V214H187ZM62 216V215H61ZM104 216V214H103ZM116 216V215H115ZM141 216V215H140ZM147 216V215H145ZM149 214H148V219H149ZM166 216V217H167ZM179 216V215H178ZM180 216H183V215H180ZM185 216V215H184ZM183 216V217H184ZM258 217H260L259 215H257ZM33 217H34V214H33ZM67 217V215H66ZM143 217V216H141ZM151 217V216H150ZM154 217V215L152 216ZM151 217V218H152ZM165 217V216H164ZM198 217V216H197ZM200 217V216H199ZM204 217V215H203ZM231 217V216H230ZM86 218V217H85ZM111 218V217H110ZM113 218V216H112ZM111 218V219H112ZM176 218V217H174ZM182 218V217H181ZM186 218V216H185ZM261 218V217H260ZM259 218V219H260ZM21 219V218H20ZM68 219H70V222H71V218L68 217ZM107 219V218H106ZM117 219V218H115ZM148 219L146 220V222L148 223L149 227H150V224L152 226V222L148 221ZM158 219V218H157ZM164 219V218H163ZM163 219L161 220L162 223L163 222ZM169 219V218H168ZM183 219V218H182ZM188 219V218H187ZM186 219V220H187ZM262 219V218H261ZM264 219V217H263ZM262 219V220H263ZM120 220V219H119ZM117 219V221H119ZM122 220V219H121ZM140 220H143V219H140ZM160 220V219H158ZM77 221V220H76ZM107 221V220H106ZM168 221V220H167ZM175 221V219L173 220ZM172 221V222H173ZM191 221V220H190ZM189 221V223H190ZM105 222V220H104ZM109 222V221H107ZM121 222V221H119ZM126 222V223H127ZM145 222V221H143ZM142 222V223H143ZM159 222V221H158ZM170 222V219L169 221ZM264 222V221H263ZM46 223V222H45ZM73 223V222H72ZM77 223V222H76ZM81 223V222H80ZM106 223V222H105ZM118 223V222H117ZM125 223V221H124ZM174 223V222H173ZM176 223V222H175ZM178 223V222H177ZM185 223V222H184ZM188 223V221H187ZM188 223V224H189ZM254 223V222H253ZM110 224V223H109ZM115 224V223H114ZM123 224V223H122ZM138 224V223H137ZM144 224V223H143ZM183 224V223H180V225ZM206 224V223H205ZM255 224V223H254ZM253 224V225H254ZM74 225V223H73ZM127 225V224H126ZM145 225V224H144ZM143 225V226H144ZM160 225V224H159ZM162 225V224H161ZM169 226H172L171 224H168ZM177 226V224H174ZM173 227H176L174 226ZM208 225V224H207ZM258 225V224H257ZM107 226V225H106ZM121 226V224H120ZM124 226V225H122ZM146 226V225H145ZM166 226H167V223H166ZM179 226V224H178ZM183 226H185L186 228V224ZM189 226V225H187ZM260 226H261V223H260ZM41 227V226H40ZM125 227V226H124ZM162 227V226H161ZM200 227V226H199ZM78 228V227H77ZM85 228V227H84ZM132 228V227H129V229ZM137 228V227H135ZM135 228H132V229H135ZM140 228V227H139ZM148 228V227H147ZM167 228V227H166ZM170 228V227H169ZM177 228V227H176ZM180 228V226H179ZM183 228V227H181ZM180 228V230H181ZM184 228V229H185ZM262 228V226L260 227V229ZM45 229V228H44ZM82 229V227H81ZM122 229V228H121ZM125 229V228H124ZM151 230H156L155 226L154 227H151L150 228ZM150 229H148V231H150ZM162 229V228H161ZM197 229V228H196ZM233 229V227H232ZM253 229V228H252ZM256 229V228H255ZM258 229V227H257ZM257 229H256V232H257ZM41 230V229H40ZM47 229H45L46 231ZM79 230V229H78ZM83 230V229H82ZM126 230V229H125ZM143 230V229H142ZM144 230H146L144 228ZM80 231V230H79ZM78 231V232H79ZM131 231V230H130ZM136 231V230H135ZM138 231V229H137ZM163 231V230H161ZM168 231H170L168 229ZM166 230L165 233H167L166 235L170 234ZM185 231V230H184ZM195 231V230H194ZM197 231V230H196ZM238 233L240 230H237ZM236 231V232H237ZM264 231V229L262 230ZM36 232V231H35ZM38 232V231H37ZM81 232V231H80ZM118 231H116L115 233H117ZM125 232V231H124ZM145 232V231H144ZM143 232V233H144ZM157 232V233H156ZM154 231V233L156 234H159L158 231ZM160 232V230H159ZM171 232V231H170ZM173 232V231H172ZM175 232V231H174ZM173 232V233H174ZM180 232V231H179ZM183 231H181L180 233H182ZM255 232V231H254ZM39 233V232H38ZM83 233V231H82ZM123 233V232H122ZM139 233V232H138ZM137 233V235H138ZM152 233V231H151ZM162 232H160L161 234ZM180 233H176V235H180ZM185 233V232H183ZM191 233V232H190ZM259 233L261 234L262 232H260L259 230ZM129 234V233H128ZM136 234V233H135ZM145 234V233H144ZM147 234V233H146ZM150 236V232L148 233ZM163 235H165L164 233H162ZM187 234L186 236H189V232L186 231ZM194 234V233H193ZM263 234V233H262ZM45 235V234H44ZM51 235V234H50ZM107 235H109L107 233ZM116 235V234H115ZM119 235V234H118ZM117 235V236H118ZM122 235V234H121ZM120 235V236H121ZM125 234H123L124 236ZM140 235V234H139ZM173 235V234H171ZM168 236V237H171ZM192 235V233H191ZM198 235V234H197ZM228 235V236H227ZM242 235H243V232H242ZM259 235V234H258ZM37 236V235H36ZM42 236V235H41ZM83 236V234H82ZM141 236V235H140ZM139 236V237H140ZM144 236V235H143ZM159 236V235H157ZM183 236V235H182ZM195 236V235H193ZM203 236V235H202ZM201 236V237H202ZM226 236L229 238L230 242H231V247L229 246H224V251L226 252V254L228 256H230L233 261H237L239 264H248V261H247V255H249L247 252H245V249L244 247L240 244L241 242H237V239H235L236 236H238L236 234V236H232L230 233H227ZM122 237V236H121ZM138 237V236H137ZM152 237V235L150 236ZM154 237V236H153ZM161 238L162 235H160ZM178 238V236H176ZM174 237V238H176ZM241 237V236H240ZM258 237V236H257ZM259 237H261L259 235ZM263 237V236H262ZM261 237V238H262ZM119 238V237H118ZM125 238V236H124ZM129 238V237H127ZM135 238V237H134ZM141 238L143 237H140L139 239L142 240ZM165 238V237H164ZM176 238V239H177ZM185 238V237H184ZM190 238L191 240V237H188ZM194 238V237H193ZM192 238V240H194ZM205 238V237H203ZM45 239V238H44ZM112 239V238H111ZM131 239V238H130ZM138 239V238H137ZM146 240H148L146 237H145ZM173 239V238H172ZM175 239V240H176ZM196 239V238H195ZM122 240V239H121ZM144 240V239H143ZM145 240V241H146ZM164 240V239H163ZM168 239H165V242H167ZM179 240V239H178ZM186 240V238H185ZM240 240V239H239ZM49 241V239H48ZM47 241V242H48ZM127 241V240H126ZM130 241V240H129ZM135 241V240H133ZM144 241V242H145ZM177 241V240H176ZM181 241V240H180ZM182 241H184L182 239ZM203 241V239H202ZM205 241V240H204ZM53 242V241H52ZM147 243L148 242H151V241H146ZM156 242V241H155ZM159 242V240H158ZM161 242H164L161 240ZM168 242H171V243H174L172 241H168ZM213 242V241H212ZM194 243V242H193ZM203 242H201L202 244ZM211 243V242H210ZM49 244V243H48ZM53 245V243H51ZM55 244V243H54ZM128 244V243H127ZM153 244V243H152ZM159 244V243H158ZM168 244V243H167ZM170 244V243H169ZM176 244V242H175ZM174 244V245H175ZM179 244H183V243H179ZM178 244V246H180ZM186 244V243H185ZM184 244V245H185ZM195 244V243H194ZM201 244L199 246H201ZM205 244H208V243H205ZM217 244V243H216ZM130 245V244H128ZM127 245V246H128ZM148 245V244H146ZM151 245V244H150ZM157 245V243L155 244ZM173 245V246H174ZM197 247H198V243H196ZM211 245V244H210ZM50 246V245H49ZM58 246V245H57ZM61 246V245H60ZM153 246V245H152ZM158 246V245H157ZM172 246V244H171ZM177 246V244H176ZM187 246V244H186ZM264 246V245H263ZM59 247V246H58ZM70 247V246H69ZM133 247V246H132ZM154 247V246H153ZM160 246H158L159 248ZM163 247L165 248L164 244H163ZM167 247V245H166ZM181 247V246H180ZM190 247V244L189 246ZM187 247V249H188ZM196 247V246H194ZM194 247H192V249H194ZM210 247V246H209ZM208 247V248H209ZM214 247V245H213ZM61 248V247H59ZM73 248V247H72ZM169 248V247H168ZM167 248V249H168ZM172 248V247H170ZM185 248V247H184ZM201 247H199L200 249ZM206 248V249H208ZM157 249V248H156ZM175 249V247H174ZM187 249L185 248V250L187 251ZM198 249V248H196ZM198 249V251H199ZM204 249L201 248V250ZM218 249V248H217ZM263 249V247H262ZM64 250V249H63ZM133 250V249H132ZM135 250V249H134ZM158 250V249H157ZM162 250V249H160ZM176 250H180V248H176ZM176 250H172L174 251L173 253L174 254H179V253H175ZM183 251L181 250V254L179 255H182L183 253H186L187 252H190V251ZM93 251V250H92ZM143 251V250H142ZM147 251V250H146ZM171 251V252H172ZM203 251V250H202ZM209 251V250H208ZM211 251V249H210ZM214 251V250H213ZM262 251V250H261ZM260 251V252H261ZM264 251V250H263ZM144 252V251H143ZM159 252V250H158ZM166 252H169L168 250ZM165 252V253H166ZM180 252V251H179ZM200 254H201V251H199ZM41 253V252H40ZM55 253V252H54ZM93 253H96V251H94ZM92 253V255H93ZM164 253V252H163ZM172 253V256L174 255ZM196 253V252H195ZM193 252V254H195ZM212 253V252H211ZM219 253V252H218ZM264 252H262L263 254ZM46 254V253H45ZM160 254V253H159ZM188 254V253H187ZM197 254V253H196ZM51 255V254H50ZM84 255V254H83ZM147 255V254H146ZM154 255V254H153ZM166 255V254H165ZM178 255V257H179ZM184 255V256H185ZM198 255V254H197ZM74 256V255H73ZM96 256V255H95ZM149 256V255H148ZM148 256H145L147 259H148ZM161 256V255H160ZM169 256V254H168ZM171 256V255H170ZM170 256L168 257L170 260L173 261V258H175L176 256L174 255V257L170 258ZM183 256V255H182ZM188 256V255H187ZM190 256V255H189ZM201 256V255H200ZM207 256V255H206ZM252 256V255H251ZM254 256V254H253ZM144 257V256H143ZM152 257V255H151ZM176 257V258H178ZM208 257V256H207ZM249 257V256H248ZM255 257V256H254ZM257 257V256H256ZM255 257V258H256ZM127 258V257H126ZM175 258V260H177ZM180 258H182L180 256ZM186 258V257H185ZM190 258V257H189ZM188 258V259H189ZM192 260H196L195 257L192 256ZM39 259V258H38ZM78 259V258H77ZM82 259V258H81ZM87 259V258H86ZM108 259V258H107ZM163 259V258H162ZM166 259H167V256H166ZM191 259V258H190ZM189 259V260H190ZM220 259V258H219ZM40 260V259H39ZM100 260V259H99ZM168 260V259H167ZM174 260V262H175ZM185 260V259H184ZM187 260V259H186ZM102 261V260H101ZM118 261V260H117ZM127 261V260H125ZM129 261V260H128ZM131 261V260H130ZM148 261V260H147ZM211 261V260H210ZM252 261V260H251ZM81 262V261H80ZM79 262V263H80ZM156 263V261H153ZM158 262V261H157ZM166 262V261H165ZM164 262V263H165ZM173 262V263H174ZM119 263V262H118ZM128 263V262H127ZM130 263V262H129ZM159 263V262H158ZM156 263V264H158ZM169 263V262H168ZM172 263V262H171ZM236 263V262H235ZM252 264H264V257L261 258V257H258L257 259H253V261L251 262ZM39 264V263H38ZM76 264V263H75ZM162 264V262H161ZM166 264V263H165ZM170 264V263H169Z\"/></svg>",
    "mask_w": 264,
    "mask_h": 264
},
{
    "label": "rangeland",
    "instance_id": "374dc122",
    "mask_svg": "<svg viewBox=\"0 0 264 264\" xmlns=\"http://www.w3.org/2000/svg\"><path fill=\"white\" fill-rule=\"evenodd\" d=\"M86 1L88 2V0H82V3L83 4H85L86 3ZM90 1H91V3H90ZM125 3H124V2ZM152 1L153 0H89V2L88 3H90V4H93L94 5V3H96V5L98 4L99 5V3H103V4H101V5H104V4H106L109 8H111V6L110 5H112V8L114 7L115 9H117L118 8V10L120 9H124V6H120V5H125V7H126V4H127V6H129V7H126V9H125V12L127 13V14H129L130 12L131 13H133V16L134 17H138L137 18V21H138V23H139V25L142 27L143 25H145L144 26V28L145 29H148V30H151V32L153 33V32H156L157 33V31H154V29H153V27H152V23H149L150 21H146L145 20V18H144V16H143V14H144V12L146 11V9L143 7V6H148V9H150V10H148L149 12L150 11H152V12H150V14H153V15H155L156 17H160L159 15L160 14H162V12H164L166 15H178V17L179 18H183V21L184 22H188V20L183 16V14H184V12H182L183 10H185V9H187V5H184V4H188V2H187V0H172V2L170 3V0H155V1H153V4H152ZM157 1V2H156ZM174 1H178V2H180V3H178V2H175V4H174ZM186 1V2H185ZM93 2V3H92ZM106 2V3H105ZM157 4H156V3ZM167 2H169L168 4H169V7H168V4H167ZM194 2H197V3H203V1L202 0H200V1H198V0H194ZM210 3V6L211 5H216V2L214 1V0H207V4L209 5V3ZM215 2V3H214ZM0 16L3 18V19H12V22H14L13 21V17H10V13L8 14V12H10V10H12L15 14H16V16H17V18H18V20H19V22H18V24H17V26H16V28H9L11 31L12 30H14V29H16V33H19V30H20V35H22V37L23 38H26V39H29V40H32L31 41V43H27L28 45H25V47L24 46H22V47H24L25 48V50H24V48H23V51H25L26 52V54H25V56H27V57H25V58H28V56H29V54H31V56H33L32 54H33V51L35 52V50L37 49V48H39L38 46H36V45H38V43L39 42H42V44L44 45V46H46V48L48 49V47H49V45H52V42H54L55 44H54V49L55 50H57V51H59V53H63L62 55H66L65 56V59H67L68 60V58H70L71 57V59L73 60L74 59V61H77V63H79L80 64V66L82 65V67H79V69L80 68H83L84 69V73H87L88 71V73L87 74H85V76L87 75L88 77V79H89V81H88V79L85 77V76H83L84 77V79L86 80V82H87V92H88V94L90 93V94H92L91 92H94V93H96V94H94L95 96H96V99L99 101V100H101V101H99V102H109L111 99H114L113 97H116V99L117 100H119L120 102H121V104L122 105H124L125 104V106L127 107H129V109H131L132 110V108H130V106L131 107H138V105L140 104V103H142L143 104V106H142V104H140L139 105V107H142V108H144V106L146 107V108H148L149 110H150V112H149V120L151 119L150 118V116L152 117V118H154V122H152V124L153 125H150V123L149 122H151V121H149L148 120V118H147V121H146V125L145 126H147L146 128L148 129H146L145 130V126H144V128L142 129V130H138V128L137 127H134V126H132V125H130V127H128L129 125H127V128H126V126H125V128H124V126H122L121 127V124H122V122L120 123V122H117L118 124H115V123H113V124H111V125H109L108 124V126H112L113 127V130H111V128L110 127H107V126H105V124H93V122H91L88 118L85 120V116H83V114H82V112H79V111H75V114L78 116V118H77V116L76 117H74V118H76V119H74V121H73V123H74V127L72 128L73 130H74V133H72V134H70L69 132H73V130L71 129V127L72 126H70V125H73V123H71L70 122V124H68L69 125V128H66V129H69L68 131L69 132H64V131H62V130H64L65 129V127H64V125H67V120H65L64 121V119H62V114L60 113V112H56V113H58V114H61V116L59 117L58 116V114H54V115H56V116H53V115H51L52 114V112H51V114L50 113H48V114H50L51 116H53V117H56V118H58V119H60V121H64V122H62L63 124V127L64 128H62L60 131H62L61 133L63 134H61V137H62V139H64L65 140V142L67 141V143H69V145H70V147H71V149H70V152H69V148L67 149L66 148V151L64 152V157H65V155L66 154H68V153H70V154H68V155H66V157L67 158H60L61 159V161L62 162H64V161H66V163L64 162V164H67V166H68V168L69 167H71V168H69V171H68V169H66V170H64L65 168H63V167H61L60 165H58V167L57 166H55V165H53V163H51V162H49V159H46V158H42V156L37 152H33L32 151V149L30 150V149H28V147H27V143L23 140V139H18V137H17V135L16 136H14V135H12V129L13 128H11L12 126H14V129H18L16 126V124H12L11 126H9L8 124H6V121L7 120H11L9 117H8V115L5 113V111H4V109H3V107H2V105H1V103L3 102V100H0V101H2L1 103H0V105H1V107H0V109H1V115H0V121L2 122H0V193H2V192H4L5 194H2V196H1V194H0V199H1V201H0V264H156V263H158V264H161V262H162V264H239L237 261H233V259L230 257V256H228L227 254H226V252L224 251V246H229V247H231V248H233L231 245V242H230V240H229V238L226 236V234L227 233H230L232 236H236V234L238 235V236H236L235 237V239H237V242H241L240 244L244 247V249H245V252H247L248 250V254L249 255H247V261H248V264H252L251 262L253 261V259H257L258 257H261V258H263L264 257V253L262 254V252H264L263 250H264V231H262L263 229H264V219H263V217H262V214H258V212H261V213H263L257 206H256V204L254 205V204H251V203H253V202H251V201H249L247 198L246 199H243V198H241L240 196L242 195L241 194V192H239V191H241L240 190V188L239 187H241L240 186V184L239 185H237V181H235V180H233V182L232 181H230L231 179H226V175L223 173L222 174V172L221 173H219L220 171H218V173H215V171L214 170H212L213 169V167H216V166H214V162L212 161V162H210L209 161V164H211V165H209V164H202L201 162H198L197 161V156L198 157H200V159H203L204 160V158H206V157H208L210 154L208 153V151L206 150V148L203 150V152L202 153H200V151H201V149L199 150V153L197 154L196 152H190L189 150H186V148H185V146H186V143H187V141L183 144V142L180 140V139H178V138H176V137H172L170 134H169V128H170V126H172V124H173V126H175V127H177L178 125L179 126H182V125H186L187 124V122L185 121V119L184 118H186L187 116V118H189V114L188 113H186V112H188L187 111V109H186V106H184V104H183V106H182V103L179 101V100H177L176 99V97H173V98H175V99H173L172 97V99L170 98V96L166 93V95L169 97H166V95H165V92L164 91H162L161 93H160V91H159V87H158V85L156 84V81H155V79H151L150 78V80H149V78H145V77H143L144 78V80H143V78H138L137 80H136V82H134L133 84H129L127 81H125L124 82V80L126 79V77H124V78H122L121 76H123V75H119L118 73L117 74H115V73H113V71H114V69H112L111 68V65L110 64H107V63H102V61H100V60H97V62H96V60H92V58L91 57H88L89 55L87 54H85L84 52H82L83 53V55H86L87 56V58H85L86 56H79V55H77V57L76 56H72L70 53H69V50H71V51H73V52H75V50H73L72 48L75 46L78 50H80V49H82V48H80V47H78V46H76V45H74V42L72 43V41L71 40H68L65 36H64V34L63 33H61V31L59 30L58 31V28L57 27H53V26H51V25H49V26H45V24H43V21L42 22H38V20H36V21H33V19L32 18H36L35 17V12H34V10H31V9H27V8H25V9H27L26 11H30L29 12V14H25L24 12H22V10H20V9H17V8H13L12 6H13V3H15V4H17L18 2L16 1V0H13V3H11V1L10 0H0ZM88 3H86V4H88ZM134 3V4H133ZM166 3V4H165ZM177 3V4H176ZM214 3V4H213ZM160 4H162V8H160L161 7V5ZM179 4V5H178ZM116 5V6H115ZM139 5V6H138ZM158 5V6H157ZM164 5V6H163ZM167 5V6H166ZM175 5V6H174ZM11 6V7H10ZM90 5H87V10L88 9H90V7H89ZM119 6V7H118ZM141 6V7H140ZM117 7V8H116ZM121 7V8H120ZM144 8V9H142V12L143 13H141V12H138L137 10H139V9H141V8ZM156 7V8H155ZM163 7H164V9H163ZM168 8V11L166 12V10L167 9H165V8ZM128 8H130V9H128ZM134 8H136V10L134 9ZM152 8V9H151ZM174 10L173 12H172V10ZM156 9V10H155ZM164 11H163V10ZM235 9H239V8H235ZM176 10H178V11H176ZM8 11V12H7ZM134 11V12H133ZM136 11H137V15L135 16V14H136ZM159 11V13H157V12ZM170 11V12H169ZM180 11H181V13H180ZM186 11V10H185ZM210 10H208V12H209ZM38 12H40V11H38ZM157 13V14H156ZM174 13V14H173ZM210 14H212L211 12H209ZM159 14V15H158ZM28 15V16H27ZM182 15V16H181ZM220 15H221V19H219L220 18ZM220 15H218L219 16V20H221L222 21V17H223V20L225 21H227V18L229 19V17H227L226 15H223V14H220ZM31 16V17H30ZM139 16H140V18H139ZM181 16V17H180ZM227 18H226V17ZM6 17V18H5ZM27 17V18H26ZM2 18H0V21L1 20H3ZM20 18V19H19ZM105 18L107 19V20H110V18L111 17H107V16H105ZM161 18V17H160ZM181 18V19H182ZM24 19H26V20H24ZM28 20V21H27ZM144 20H145V22H144ZM31 21V22H30ZM118 20H115V22L118 24V22H117ZM29 22V23H28ZM108 22V21H107ZM147 22H148V25L149 24H151V26H149L148 27V25H147ZM108 23H110V22H108ZM143 23H145V24H143ZM25 24V25H24ZM131 24V23H130ZM253 24H255V23H251V25L250 26H245V25H243V26H241V28H242V30H238V33L237 32H234V31H226V34L227 35H224V34H221L220 35V41H221V43L223 44V45H225L226 44V46H222V44H218V43H210L208 40H207V38H205V37H203L202 35V37H200V39L197 41V45H199V46H201L207 53H206V57L209 55L212 59H214L215 61H216V63L218 64V66H219V68H221V70L223 71V73H224V71H225V77L227 78V79H232V81H234V82H237V83H239L240 84V86L242 87V89L244 88L245 89V93L247 94H249V95H251V94H253L252 93V85L250 84V80L249 79H254V80H252V84H254V83H256V81L258 80L259 82H261L260 84L261 85H259V87L258 88H262V87H260V86H263L264 87V69L261 71L260 69H258L257 68V66L255 65V63L253 64L252 62H255V60L254 59H252L251 58V55L250 54H252V53H254V51H255V49L257 48H253V47H255V46H260L261 45V43H264V40H262V39H260V37L259 36H261V33H260V27H258L257 26V24H256V26L254 27L253 26ZM35 25V26H34ZM40 25V26H39ZM122 25L123 27H124V24L123 23H121V24H118V27H120V26ZM163 25H165V24H163ZM181 25H183V23H181ZM27 26V27H26ZM42 26V27H41ZM121 26V27H122ZM133 26V24H131V26L130 27H132ZM254 28H253V27ZM18 27V28H17ZM32 27L34 28V29H38L39 27H41L40 29H43V31H39V29H38V31L37 32H35V30L34 29H32ZM36 27V28H35ZM148 27V28H147ZM151 27V28H150ZM165 27H167L166 25H165ZM177 28H179L180 26H176ZM20 28V29H19ZM57 28V29H56ZM203 28L204 29H206L209 33H211V31L208 29V27H207V25H206V23L205 24H203ZM252 28V29H251ZM19 29V30H18ZM46 29V30H45ZM245 29V30H244ZM248 31H247V30ZM24 30V31H23ZM51 30V31H50ZM252 30V31H251ZM28 31V32H27ZM57 31V32H56ZM179 31V30H178ZM30 32V33H29ZM32 32H34V34L32 33ZM241 32V33H240ZM252 32H254V33H252ZM54 33H55V35H54ZM57 33H60V34H57ZM215 33H217L216 31H214V33L212 32L211 34H215ZM251 33H252V36H251ZM26 34V35H25ZM33 34V35H32ZM38 34V35H37ZM61 34H63V35H61ZM233 34H234V36H233ZM250 34V35H249ZM43 35V36H42ZM56 35H57V37H56ZM176 35L178 36L179 35V32H175L174 33V36L176 37ZM218 35H219V31H218ZM255 35H256V37H255ZM27 36V37H26ZM30 38H29V37ZM34 36H37V37H34ZM60 36H62L60 39H59V37ZM229 36V37H228ZM245 36V37H244ZM258 36V37H257ZM35 39H34V38ZM63 37H65V39L63 38ZM174 37V38H175ZM183 37V38H182ZM185 36L183 35H181L180 34V36H178V38H177V40H179V42L183 45V46H185L186 48L188 47V46H191V45H193V43H191V42H188V40L186 39V37L184 38ZM219 37V36H218ZM241 37V38H240ZM250 37V38H249ZM254 39H253V38ZM32 38V39H31ZM182 38V39H181ZM253 39V41H252V39ZM62 39H64V40H62ZM67 39V40H66ZM224 41H223V40ZM251 39V40H250ZM23 41H24V39H22ZM47 40V41H46ZM53 40V41H52ZM255 40V41H254ZM187 41V42H186ZM257 41V42H256ZM260 41V42H259ZM56 42H57V45H56ZM65 42V43H64ZM227 42V43H226ZM241 42V43H240ZM253 42H256V45H255V43H253ZM34 43L36 44V45H34ZM63 43V44H62ZM260 43V44H259ZM33 44V45H32ZM46 44V45H45ZM59 44H60V46H59ZM71 44H72V46H71ZM187 46H186V45ZM191 44V45H190ZM240 46H239V45ZM246 44V45H245ZM66 45H69V46H66ZM74 45V46H73ZM213 45V46H212ZM218 45V46H217ZM221 45V46H220ZM251 45H252V48H251ZM255 45V46H254ZM20 46V47H21ZM28 46V49H26V47ZM34 47V48H32V47ZM57 46H58V48H57ZM244 46V47H243ZM250 46V48L248 49V47ZM21 47V48H22ZM62 47V48H61ZM63 47H65V49H63ZM70 47V48H69ZM192 47H194V45L193 46H191V48H187V49H192ZM220 47H222L221 49H220ZM234 47H236L237 48V50H236V48H234ZM240 47V48H239ZM31 48H32V53L30 52L31 51ZM36 48V49H35ZM51 48V46L49 47V49ZM60 48V49H59ZM75 48V49H76ZM238 48H239V50L241 49V51H239L238 50ZM35 49V50H34ZM48 49V50H49ZM61 49H63V51L61 50ZM76 49V50H77ZM228 49V51L230 50H232L231 51V53H226V56H223V55H225V53H224V51L226 52V50ZM244 49V50H243ZM254 49V50H253ZM39 50H40V48H39ZM249 50V51H248ZM253 52H252V51ZM30 53H29V52ZM50 52H52L51 50H49ZM65 51V52H64ZM66 51H68V52H66ZM222 51V52H221ZM238 53H243V52H247L248 53V55H247V57H245L243 60H240V61H237V58H236V53L237 52ZM251 51V52H250ZM233 52V53H232ZM231 54V59L230 58H228V55H230ZM233 54H235V55H233ZM215 55V56H214ZM43 56H44V54H43ZM191 56V58H192V60H193V58H194V60H193V62H198V63H200V64H202V62H203V60L201 61L200 59H198V57H195L194 55H190ZM253 56V55H252ZM256 56V55H255ZM45 57V56H44ZM75 57V58H74ZM96 57V56H95ZM249 57L251 58V60L249 59ZM29 58L31 59V57L29 56ZM34 58V57H33ZM64 58V57H63ZM34 59H36V58H34ZM205 59V58H204ZM234 59V60H233ZM32 60V59H31ZM66 60V61H67ZM84 60V61H83ZM232 60V61H231ZM236 60V61H235ZM245 60V61H244ZM250 62H249V61ZM253 60V61H252ZM88 61V62H87ZM200 61V62H199ZM252 61V62H251ZM93 62V63H92ZM99 62V63H98ZM220 62V63H219ZM223 62H224V64H223ZM227 62V63H226ZM234 62L237 64H235L234 65ZM242 62V63H241ZM244 62V63H243ZM95 63V64H94ZM223 65H222V64ZM250 63V64H249ZM108 65V66H106V65ZM230 64H232V65H230ZM243 65V66H239V65ZM252 64V65H251ZM95 65V66H94ZM110 65V66H109ZM225 65V66H224ZM92 66V67H91ZM221 66H224V67H221ZM245 66H247V67H245ZM100 68V71H99V68ZM103 67V68H102ZM108 68V69H106V68ZM237 67H239V68H237ZM243 67V68H242ZM247 69H245V68ZM224 68V69H223ZM252 69V70H250V71H248L249 69ZM85 69H87V70H85ZM105 69V70H104ZM112 69V71H110ZM233 69H234V71H235V69H238V70H236V72H233ZM72 70V69H71ZM92 70V71H91ZM98 70V71H97ZM109 70V71H108ZM231 70V71H230ZM245 71V72H243V71ZM104 71V72H103ZM106 71V72H105ZM240 71L243 73H240ZM246 71H247V73H246ZM93 73V74H91V73ZM99 72V73H98ZM100 72H102L101 74H100ZM108 72H111V74L113 73V75H109V73ZM226 72H227V74H226ZM95 73V74H94ZM97 73V74H96ZM231 73V74H230ZM245 73V74H244ZM254 73V74H253ZM259 73V74H258ZM88 74H90V75H92V77L93 78H91V76H90V78H89V75ZM103 74H104V76H103ZM255 74H257L258 76H256ZM99 75H101V76H99ZM107 75V76H106ZM117 75H118V79L116 78L117 77ZM136 75V74H135ZM229 75V76H228ZM232 75V76H231ZM244 75V76H243ZM250 75V76H249ZM262 75V76H261ZM96 76H98V78L96 77ZM116 76V77H115ZM137 76V75H136ZM261 76V77H260ZM103 77V78H102ZM113 77V78H112ZM115 77V78H114ZM254 77V78H253ZM104 78H105V80H104ZM260 78V79H259ZM92 79H94V80H96L97 81V79H99L97 82H95L94 80H92ZM107 79V80H106ZM115 79V80H114ZM257 79V80H256ZM262 79V80H261ZM103 80V81H102ZM112 80H113V82H112ZM122 80H123V82H122ZM127 80V79H126ZM153 80V81H152ZM246 80V81H245ZM248 80V81H247ZM93 81H94V83H93ZM120 81V82H119ZM246 82V84H245V82ZM263 81V82H262ZM103 83V87L105 88L104 90H106V92H104V90H103V87H102V83ZM116 82V83H115ZM244 82V83H243ZM247 82H249V83H247ZM120 83H124L123 85L128 89V91L130 90V91H137V94H138V92L141 94V95H135V96H133V95H127L128 93H126V94H122V93H119V91H117V89L118 88H116V85H119ZM125 83H127V84H129L128 86H126L125 85ZM92 84H94V85H92ZM115 84V86H113ZM121 84V85H122ZM136 84V85H135ZM139 84L142 86V87H139ZM249 84V85H248ZM263 84V85H262ZM91 85V86H90ZM96 85V86H95ZM99 87H98V86ZM112 85V87H110ZM134 86V89H133V86ZM154 85V86H153ZM109 86V87H108ZM132 86V89L130 88ZM155 86H157V88L155 87ZM92 87H93V89H94V87H96L94 90L92 89ZM102 87V88H101ZM138 87L139 88H141V89H138ZM145 87H147L146 89H148V91L145 89ZM249 87V88H248ZM98 88H100V89H98ZM108 88H111V90L110 89H108ZM130 88V89H129ZM137 88V89H136ZM155 88V89H154ZM96 89H98V90H96ZM116 89V90H115ZM243 89V90H244ZM89 90V91H88ZM114 92H113V91ZM109 91H112V92H109ZM133 91V92H134ZM143 91H144V93H143ZM246 91H248V92H246ZM101 92V93H100ZM111 93V95L109 94V93ZM151 92V93H150ZM158 92V93H157ZM106 93H108V94H106ZM124 93V92H123ZM92 94V96H94ZM102 94V95H101ZM113 94V95H112ZM117 94V95H116ZM120 95V97H119V95ZM154 94V95H153ZM159 94H162V95H159ZM0 95H2V93L0 92ZM100 96V98H99V96ZM95 96L93 97V98H95ZM126 96V97H125ZM146 96V97H145ZM155 97L154 99H153V97ZM157 96V97H156ZM160 96H162V97H160ZM2 97V96H1ZM107 97H108V99H107ZM112 97V98H111ZM124 97V98H123ZM135 97V98H134ZM138 97V98H137ZM150 97V98H149ZM164 97V98H163ZM99 98V99H98ZM106 98V99H105ZM111 98V99H110ZM127 98H128V100H127ZM134 98V99H133ZM141 98V99H140ZM148 98V99H147ZM158 98H162L163 100H161V99H158ZM1 99H3V98H1ZM133 99V100H132ZM151 99H153L152 101H150ZM156 99H157V101L159 100H161V101H163L164 102V104H162V103H159V102H157L156 101ZM95 100V99H94ZM103 100V101H102ZM105 100V101H104ZM107 100V101H106ZM136 100H138V101H136ZM148 100V101H147ZM165 100V101H164ZM166 100H171V103H169V101H168V103H167V101ZM172 100H174V102L172 101ZM135 101L137 102V103H135ZM154 101V103H152L151 104V102H153ZM144 102V103H143ZM177 102L179 103V105L177 104ZM156 103H158L157 105H155ZM138 104V105H137ZM155 106H157V107H155ZM161 106H160V105ZM176 106H175V105ZM137 105V106H136ZM171 107H170V106ZM173 105L175 106V109L173 108ZM179 106V108H178V106ZM148 106V107H147ZM165 106V107H164ZM167 106V107H166ZM49 109H50V111H51V107H49V106H47ZM127 107V108H128ZM133 107V108H134ZM169 107L171 108V109H169ZM159 108V109H158ZM164 108H167V110H164ZM179 110H178V109ZM161 109V111L165 114V118H164V114L163 113H161V111H159ZM186 110V111H184V110ZM156 110V111H155ZM174 110L175 111H179L178 112V115L176 116V117H174V119L176 120H174V119H172L173 117H171V119L170 118H168L167 119V117H169L173 112H174ZM152 111V112H151ZM166 111H168V112H166ZM79 112L80 114H81V116H80V114H77V113ZM185 112V113H184ZM5 113V114H4ZM155 113H158L157 114V116H156V114ZM4 114V115H3ZM67 114H69V115H71V118H69V115H66V116H68L67 118L68 119H73V116H74V114L72 113V114H70V113H67ZM155 114V115H154ZM160 114V115H159ZM181 114H182V116H181ZM186 114V115H185ZM173 115H175V114H173ZM5 116V117H4ZM159 116V117H158ZM81 117H83V118H81ZM161 117H163L162 119H161ZM155 118H157L156 119V123H155ZM160 118V119H159ZM6 119V120H5ZM62 119V120H61ZM77 119H79V120H77ZM81 119V120H80ZM162 120V121H161ZM167 120V121H166ZM169 120V121H168ZM178 120V121H177ZM78 121H80L81 122V124H80V122H77ZM88 121V123H86ZM163 121H164V123H163ZM85 122V123H84ZM165 122H166V125H165ZM172 122H174V123H172ZM76 123V124H75ZM84 123V124H83ZM92 123V124H91ZM119 123H120V126H119ZM2 124V125H1ZM77 124H80V125H77ZM83 124V127H81V125ZM149 124V125H148ZM155 124H156V126H155ZM175 124V125H174ZM182 124V125H181ZM62 125H59V128H61L62 127ZM84 125H85V127H88L89 125H91L90 126V128H89V130H90V132H89V130H87L88 128H85L84 127ZM95 125V126H94ZM97 125V126H96ZM107 125V124H106ZM119 126V129L117 130V128H118V126ZM125 125V124H124ZM157 125L159 126V127H157ZM162 125V126H161ZM187 125H190V123H189V121H188V124ZM185 126V128H184V130H185V132L184 133H189V130L187 129L186 130V128H188V127H190V126ZM7 126V127H6ZM61 126V127H60ZM77 126V127H76ZM80 126V127H79ZM101 127V126H103L102 127V129H104L105 127L106 128H110V130L111 131H114V134L113 135H109V133H107V135H106V138L104 137V136H100L99 135V132H101L100 131V129H99V127ZM114 126H115V128H114ZM153 126H155L157 129H155V127H154V129L152 130V128H153ZM163 128V127H165V128H163V129H161V127ZM168 126H169V128H168ZM92 127V128H91ZM124 128L123 129V131H119V130H122L121 128ZM135 128V129H133V131H132V128ZM150 127V128H149ZM9 128V129H8ZM80 128V129H79ZM81 128H82V130H81ZM85 128V129H84ZM129 128V129H128ZM158 128L160 129V131L158 130ZM65 129V130H66ZM77 129V130H76ZM94 129H96L95 131H94ZM178 129V128H177ZM20 130V129H19ZM71 130V131H70ZM126 130V131H125ZM135 130V131H134ZM157 131L158 130V132H161V134L163 135V136H161L162 137V139L165 141H163L162 139H161V137L158 135L159 133L158 132H153L154 133V135L152 134V131ZM164 130V131H163ZM67 131V130H66ZM80 131V132H79ZM81 131H83V132H81ZM129 131V133H127ZM138 131V132H137ZM149 131H150V133L151 134H149ZM167 131V132H166ZM179 132H181L180 134L182 135V131H180V130H178ZM77 132H78V134H77ZM86 132V133H85ZM87 132L90 134H88L87 135ZM123 132H124V134L125 135H123ZM126 132V133H125ZM141 132V133H140ZM142 132H144V133H146L145 135H144V133H142ZM165 132H166V134H165ZM3 133V134H2ZM66 133H68V135H66ZM77 135H76V134ZM91 133H92V135H91ZM120 133V134H119ZM134 133V134H133ZM138 134V136L139 135H141V136H136L137 134ZM156 133V134H155ZM183 133V134H184ZM70 134V135H69ZM74 134H75V136H74ZM96 134V135H95ZM98 134V135H97ZM118 134V135H117ZM130 134V135H129ZM148 134H149V136H148ZM160 134V135H161ZM169 135V137H171V139L169 138V137H167L168 135ZM72 135V136H71ZM78 135H81V137L82 138H80V136L78 137ZM95 135V136H94ZM123 135V136H122ZM156 136L155 138H153L152 136ZM166 135V136H165ZM174 135H175V133H174ZM189 135H190V133H189ZM3 136V137H2ZM64 136H66V138L64 137ZM113 136H115V139H113L114 137ZM119 136H121L120 138H119ZM124 136H127L126 138L124 137ZM129 136H130V138H129ZM151 136V137H150ZM175 136H177V135H175ZM1 137H2V139H1ZM8 137V138H7ZM71 138V139H69V138ZM77 138V139H74V138ZM84 137V138H83ZM111 137H113V138H111ZM131 137H133V138H131ZM134 137H136V139H138V140H135V138ZM146 137V138H145ZM167 137V138H166ZM89 138V139H88ZM91 138V139H90ZM92 138H94L93 139V141L95 140V143H97V144H95L93 141H91L92 140ZM96 138V139H95ZM103 138V139H102ZM108 138H110V140L112 141V142H110L109 140H108ZM146 139V140H148V141H146V140H144V139ZM147 138H150V139H147ZM157 138V139H156ZM160 140H159V139ZM5 139V140H4ZM10 141V142H8V140ZM14 139V140H13ZM18 139V140H17ZM87 139H88V142H87ZM128 139H132V141H133V139L136 141V143L135 144H133L132 143V141L131 140H128ZM170 139V140H169ZM187 139H190V138H187ZM100 140H101V142H100ZM116 140V141H115ZM143 140V141H142ZM154 140H159V141H155L156 143L154 144ZM162 140V141H161ZM167 140V141H166ZM168 140H169V142H168ZM176 140V141H175ZM5 141H6V143H5ZM103 141V142H102ZM127 141L128 142H130V143H132L133 144V147L131 148V147H128V143H127ZM160 141L161 142H164L165 144L163 145V143H160ZM173 141V142H172ZM108 142V143H107ZM109 142H110V144H109ZM115 142H117V143H115ZM143 142V143H142ZM145 142V143H144ZM149 144H151V145H149ZM172 142V143H171ZM2 143H4V144H2ZM24 143V144H23ZM89 143V144H88ZM93 143V144H92ZM107 143V144H106ZM115 146H113L112 147V144ZM121 143V144H120ZM167 143V144H166ZM179 145H178V144ZM88 144V145H87ZM100 144H103V146L102 145H100ZM125 144V145H124ZM144 144H145V146H144ZM157 144V146H155ZM169 144H170V146H169ZM174 144V145H173ZM24 145V146H23ZM90 145V146H89ZM97 145H99L100 147H98L97 148ZM121 145H122V147H121ZM137 145V146H136ZM143 145V146H142ZM158 145H160V146H158ZM161 145H163L164 147L165 146H167V147H169V148H167V147H165V151H164V147L162 148L161 147ZM89 146V147H88ZM101 146H102V148H101ZM104 146H107V147H104ZM149 146V147H148ZM6 147V148H5ZM15 150H17L18 151V153H17V151L14 153V149ZM152 147V149L154 150H152V149H150ZM160 147V148H159ZM205 147H207V146H205ZM2 148V149H1ZM90 148H92V150L89 149ZM98 150H97V149ZM100 148H101V152L99 151L100 150ZM105 148V149H104ZM108 148V149H107ZM113 148L115 149L116 148V150H113ZM141 148V149H140ZM143 148V149H142ZM146 148V149H145ZM158 150H157V149ZM171 148V149H170ZM11 151H10V150ZM88 149V150H87ZM105 151H110L114 156L112 157V154H111V156H110V153L107 155V153L106 152H104V150ZM107 149V150H106ZM112 149V150H111ZM129 149V150H128ZM132 151H131V150ZM155 149H156V151H155ZM170 150V153H169V150ZM177 149V150H176ZM2 150H4V151H2ZM6 150V151H5ZM73 150V152H71ZM96 152H95V151ZM148 150H151V151H153L154 152V154L156 155V156H160L159 157V159H158V157H157V159L159 160V163H160V165H159V163H158V165L159 166H157V168L159 167H161L162 168V170H164L163 171V174L161 173V169H159V170H157V169H155V168H151L150 170L149 169H147V170H145V172L143 173V174H134V172H133V169H132V171L130 170L131 168H129V170H127V171H125L126 169H128V166L127 165H125L126 167H123V164L121 165V162H122V160H123V162L122 163H124L125 161H126V159L128 160H132V158H139L140 157V155H141V151L142 152H145V153H151V151H148ZM159 150H163L162 151V153L160 154V151ZM171 150H172V152H171ZM2 151V152H1ZM97 151H99V152H97ZM103 151V152H102ZM158 151H159V153H158ZM168 153H167V152ZM68 152V153H67ZM114 152H116V153H114ZM132 152V153H131ZM163 152H166L165 153V155H163ZM185 152H188V153H185ZM3 153V154H2ZM16 153H17V155H16ZM20 153V154H19ZM91 154V155H89V154ZM98 153H101V154H98ZM103 153H105V154H103ZM120 153V154H119ZM126 153V154H125ZM138 154L137 156H135L134 154ZM184 153V154H183ZM8 154V155H7ZM127 154H128V156H127ZM144 154V153H143ZM166 154H167V156H166ZM177 154H179V156H181L180 158L181 159H179V156L177 155ZM189 154H190V156H189ZM197 154V155H196ZM10 155H11V157H13V158H11L10 157ZM20 155L22 156V157H20ZM83 155H84V157L85 158H89V159H95V161H97V162H100V163H102L106 168H107V171H108V168H109V173L111 172V170H112V172H111V174L113 175V176H115V178L116 179H118L117 180V182L119 181V182H123L124 184H122L121 185V183H117L118 184V186H117V184L115 185L116 187L114 188V185H112L111 186V184H110V186H108V184H107V186H106V188H105V191H103L102 189H99L95 184L96 183H94V182H92L91 181V177H92V171L90 172V167H89V165H87V162H86V160H85V158L83 157ZM92 155H95V156H92ZM102 155H103V158H102ZM116 155H117V157L119 156L120 157V155H121V158H118V160H117V157H116ZM122 155H123V157H122ZM129 155H131V156H129ZM168 155H170V156H172V157H176V159H175V157H174V159L172 158V157H170V156H168ZM189 157H188V156ZM195 156V157H192V156ZM261 155V154H260ZM2 156V157H1ZM18 156V157H17ZM96 156H99V158L98 157H96ZM139 156V157H138ZM163 156H164V158H166L167 157V162L165 163V159H163ZM166 156V157H165ZM203 156V157H202ZM206 156V157H205ZM210 156H212V155H210ZM32 157H34V158H32ZM37 157V158H36ZM72 157H73V159H72ZM125 157V159H123ZM162 157V158H161ZM170 157V158H169ZM185 157H186V159H188V160H186L185 159ZM2 158V159H1ZM25 158V159H24ZM28 158H30V160L28 159ZM40 158V159H39ZM84 158V159H83ZM172 158V159H171ZM209 158V157H208ZM245 158H247V157H245ZM260 158L261 159H263V157L262 156H260ZM19 159H21V161L19 160ZM25 160V162L23 161V160ZM40 161V163L42 164V162H43V164H42V166H40L39 165V163H37L36 164V161ZM67 159V160H66ZM161 159V160H160ZM163 159V160H162ZM171 159V160H170ZM14 160H17L18 161V163H16ZM27 160V161H26ZM42 160V161H41ZM74 160V161H73ZM81 161V160H83V162L80 164V166H79V164H77V165H75V166H77V168L74 170V168H75V166H74V163L76 164V163H78V161ZM100 160V161H99ZM121 160V161H120ZM157 160V161H158ZM178 161V163L179 164H177V162L176 161ZM182 160V161H181ZM211 160H212V158H211ZM247 161H249L248 159H246ZM73 161V162H72ZM80 161H79V163H80ZM102 161H104V162H102ZM120 163H119V162ZM157 161H156V164H157ZM160 161H162V162H160ZM164 161V162H163ZM174 161V163H172ZM84 162H86V166L84 165ZM171 162V163H170ZM195 162H196V164H195ZM250 162V161H249ZM71 163H72V165H71ZM106 163V164H105ZM164 163V164H163ZM168 163H170V165L168 164ZM185 163V164H184ZM193 163H194V165H193ZM199 163H200V165H203L202 167H200L199 166ZM213 163V164H212ZM217 163H221V161H218ZM23 164H26V165H23ZM46 164V165H45ZM52 164V165H51ZM70 164V165H69ZM161 164H163V165H161ZM181 164V165H180ZM188 164L189 165H191V166H189V168L188 167H186V166H188ZM174 165H176V166H174ZM206 165H208L207 167H206ZM27 166V167H26ZM43 166H45V167H43ZM51 168H50V167ZM87 166H88V168H87ZM110 166V167H109ZM120 166V167H119ZM176 167L177 169H175L174 167ZM199 166V167H198ZM210 166V167H209ZM56 167V168H55ZM74 167V168H73ZM80 167V168H79ZM118 169H117V168ZM124 169H123V168ZM164 167V168H163ZM168 167V168H167ZM191 167V168H190ZM212 167V168H211ZM16 168V169H15ZM60 168V169H59ZM63 170H62V169ZM81 168H83V169H81ZM85 168H87V169H85ZM185 168L187 169V170H185ZM192 168H193V170H192ZM14 169H15V171H14ZM18 169V170H17ZM21 169V170H20ZM38 169H39V171H38ZM43 169V170H42ZM52 169V170H51ZM73 171H75V172H73ZM79 171H78V170ZM156 171H155V170ZM171 169H172V171H173V169L175 170V171H171ZM197 171H196V170ZM209 169V170H208ZM14 172H13V171ZM25 170V171H24ZM52 172H51V171ZM54 170V171H53ZM60 170V171H59ZM116 170H117V172H116ZM122 171V173H120V171ZM170 170V171H169ZM177 170V171H176ZM179 170H181V171H179ZM192 170V171H191ZM202 170V171H201ZM59 171V172H58ZM62 171V173H60ZM63 171H65V173L66 172H70L71 173V175L69 174V173H66L67 174V177H66V174H64L63 173ZM88 171V172H87ZM123 171H124V174H123ZM158 171H160V172H158ZM184 171V172H183ZM185 171H186V173H185ZM190 173H189V172ZM193 171H195L194 173H193ZM198 171H200L199 173H198ZM254 171V172H253ZM253 171H251L252 173H253V176H256V171L255 170H253ZM51 172V173H50ZM58 172V173H57ZM126 172V173H125ZM130 172V173H129ZM133 172V173H132ZM147 172V173H146ZM164 172H167V173H164ZM172 174H171V173ZM175 172L177 173V174H175ZM15 175H14V174ZM17 173H18V175H17ZM39 173H41V175H43V176H41ZM44 173V174H43ZM46 173V174H45ZM48 173L49 174H51V175H48ZM78 174L77 176L75 175V174ZM88 173V174H87ZM117 175H116V174ZM136 173V172H135ZM162 176H160L159 174ZM174 173V174H173ZM190 174V176H191V178L190 179H192V180H190V179H188V178H186V177H188L189 176V174ZM20 174V175H19ZM39 174V175H38ZM69 174V175H68ZM74 174V175H73ZM87 174V175H86ZM120 174V175H119ZM129 174H131L130 176V180H129ZM149 174V175H148ZM167 174H169V175H167ZM184 174L186 175V176H184ZM192 174V175H191ZM193 174H194V176H193ZM196 174H198V175H196ZM205 174V175H204ZM212 174H214L213 176L215 177L217 174V176L215 177V178H213L212 177ZM220 174L221 175H224V176H220ZM54 175V176H53ZM60 175V176H59ZM128 177H127V176ZM140 175V177H138V176ZM147 175H148V177H147ZM153 175V176H152ZM165 175H167V176H165ZM173 175V176H172ZM175 175H177L176 177H175ZM181 175L183 176V177H181ZM262 175V174H261ZM50 176V177H49ZM51 176L53 177V178H51ZM68 176H69V178H68ZM74 176L76 177V178H74ZM119 176V177H118ZM122 176H123V178H122ZM135 176H136V180L137 181H135ZM144 177V179L145 180H147L146 181V183H145V180L142 178L141 179V177ZM149 176H150V178H149ZM164 176H165V178H166V180L164 179ZM199 176V177H198ZM203 176V177H202ZM211 176V177H210ZM49 177V178H48ZM79 177V178H78ZM152 177V178H151ZM168 177V178H167ZM173 177H174V179L175 180H173V181H171L172 179H173ZM193 177H195V178H193ZM207 177V178H206ZM18 178V179H17ZM71 178L73 179V180H71ZM138 178V179H137ZM163 178V182L161 181V179ZM179 178V179H178ZM180 178L182 179V182H181V180H180ZM184 178V179H183ZM219 178V179H218ZM35 179H37L36 181H35ZM45 179H46V181H45ZM54 179H55V181H54ZM80 179L82 180L81 181V185L78 183V182H80ZM119 179H121V180H119ZM126 179H128V181H126ZM187 179V180H186ZM214 179H217L216 181L214 180ZM233 179H235V177H233ZM48 180V181H47ZM50 180H51V182H50ZM64 180V181H63ZM78 180V181H77ZM122 180H124V181H122ZM141 180V181H140ZM149 180V181H148ZM160 180V181H159ZM166 182H165V181ZM169 180V181H168ZM184 180V181H183ZM73 182L74 183V185H76V186H73V185H71V184H73V183H70V182ZM89 181H91V182H89ZM125 181H126V183L128 182V183H130L131 185H132V187H133V190H129V188H131V185L129 184L128 185V183L126 184L125 183ZM159 181V182H158ZM174 181H176V182H174ZM187 182L188 183V185H187V183H184V182ZM194 181V182H193ZM226 181V182H225ZM54 183V184H56L57 185V187H56V185L54 186V184L52 183V184H50V183ZM59 182H60V184H59ZM69 182V183H68ZM75 182H77V184L75 183ZM141 182V183H140ZM154 182V183H153ZM157 182V183H156ZM172 184H171V183ZM177 182L178 183H182V184H179V185H177ZM199 182V183H198ZM201 182V183H200ZM217 182V183H216ZM17 183H19V184H17ZM63 183H64V186H61V184L63 185ZM92 183V184H91ZM144 183L146 184V186L144 185ZM149 183V184H148ZM159 183V184H158ZM162 183V184H161ZM175 183V184H174ZM198 183V184H197ZM220 183V184H219ZM224 183V184H223ZM226 183V184H225ZM230 183V184H229ZM20 184H21V186H20ZM79 184V185H78ZM120 184V185H119ZM139 186H137V185ZM183 184H186V185H183ZM190 184H193V185H190ZM221 184H223V186H221ZM235 184V185H234ZM24 185H26V186H24ZM39 185V186H38ZM49 185H50V187L51 188H49ZM84 186V188H81V187H83ZM123 185H125V186H123ZM128 187H127V186ZM141 185H142V188H141ZM154 185V187H155V189H154V187H151V186H153ZM166 185H168L167 187H166ZM175 185V186H174ZM203 185V186H202ZM218 185V186H217ZM227 185V186H226ZM231 185H233L234 187L232 188V186ZM60 186V187H59ZM69 186V187H68ZM121 186V187H120ZM130 186V187H129ZM151 187V188H153V189H149L148 187ZM157 186H159L158 188H157ZM172 186V187H171ZM176 186H178V187H176ZM180 186H182V187H180ZM185 186H188L186 189H184L185 188ZM190 186V187H189ZM191 186H193V187H191ZM198 186V187H197ZM206 186V187H205ZM220 186V187H219ZM237 186H238V188H237ZM55 187V188H54ZM74 187V188H73ZM97 187V188H96ZM109 187H111V188H109ZM112 187L114 188L113 189V191H115L116 192V194L118 193H121V194H119V196H118V194L116 195L115 194V192H113V191H111L112 190ZM118 187V188H117ZM145 187H147V188H145ZM174 187H176V188H174ZM53 188V189H52ZM76 188V189H75ZM81 188V189H80ZM94 188H96V189H98V190H96V189H94ZM125 190H124V189ZM128 188V189H127ZM134 188H136V190H134ZM141 188V189H140ZM166 188H169V189H166ZM170 188H171V190H172V188H173V190H172V192H176V189L178 188H181V190H180V192H181V196L182 197H184L185 198V200H182L183 202H179V201H174L173 203L170 201V200H167L168 199V194H170V193H168L169 191L171 192V190H170ZM190 188H193L194 190H192V189H190ZM199 188V189H198ZM220 188H221V190H220ZM232 188V189H231ZM25 189V190H24ZM60 189V190H59ZM78 189V190H77ZM86 189V190H85ZM89 189V190H88ZM111 189V190H110ZM120 189V191H118ZM132 189V188H131ZM143 189H145V190H147V192L145 191V190H143ZM159 189H161V190H164V191H161V190H159ZM165 189H166V191H165ZM177 189V190H178ZM26 190H29V191H27V195H26ZM51 190V191H50ZM128 190V191H127ZM148 190H149V192H148ZM158 190V191H157ZM175 190V191H174ZM235 190V191H234ZM89 191V192H88ZM90 191H92V192H90ZM95 191V194H93V192ZM96 191H98V192H104L103 194H105L106 195V197L108 198V199H110V200H114V202L117 204V205H119V207H120V209H121V211H124L123 212V214H125V217L127 216V218L129 217V219L131 220V218L133 219V220H131V222L132 221H135V222H132V223H134V224H132V226L131 225H129L128 224V219H126V220H123V218L121 217V215L120 214H118L117 212H115V211H113V213H110V211L112 212V210L113 209H109L108 210V208H107V204H106V206H105V203H103L99 198H98V196L96 195L97 194V192ZM126 193H125V192ZM134 191V192H133ZM136 191V192H135ZM159 191H161L162 193H160ZM168 191V192H167ZM182 191L183 192H186V194H184V193H182ZM226 191H228V194H227V192ZM246 191V190H245ZM50 192H52V194L54 193V195H52ZM61 192V193H60ZM129 192V193H128ZM167 192V193H166ZM213 192V193H212ZM226 192V193H225ZM244 192V191H243ZM92 193V194H91ZM114 193V194H113ZM151 193V194H150ZM165 193V194H164ZM221 193V194H220ZM232 193V194H231ZM246 193V192H245ZM125 194H126V196H125ZM129 194H131V195H129ZM153 194V195H152ZM199 194V195H198ZM233 194H235V195H233ZM238 194V195H237ZM108 195V196H107ZM123 195L125 196V197H123ZM128 195H129V198H127L128 197ZM133 195V196H132ZM160 195V196H159ZM223 195V196H222ZM228 195V196H227ZM61 196V197H60ZM88 196V197H87ZM115 196V197H114ZM122 196V197H121ZM130 196H132V197H130ZM189 196H191V197H189ZM192 196H193V198L194 199H192ZM231 196V197H230ZM5 197V198H4ZM152 197V198H151ZM201 197V198H200ZM220 197V198H219ZM2 198H4V199H2ZM28 198V199H27ZM30 198V199H29ZM93 198V199H92ZM113 198V199H112ZM116 200H115V199ZM126 198L127 199H129V200H127L126 201ZM165 198H167V199H165V201H164V199ZM227 198H229V199H227ZM5 199H6V201H5ZM98 200V202L99 201H101V202H97V200ZM124 199H125V202H122V201H124ZM3 200V201H2ZM94 200V201H93ZM96 200V201H95ZM157 200V201H156ZM187 200V201H186ZM195 200V201H194ZM248 200V201H247ZM167 201V202H166ZM194 201V202H193ZM6 204H5V203ZM15 202V203H14ZM121 202V203H120ZM132 202V203H131ZM138 202V203H137ZM146 202V203H145ZM179 202V203H178ZM186 202V203H185ZM249 202H251V203H249ZM119 203V204H118ZM137 203V205L136 206H138V204H139V208H140V210H139V208H137L136 206H135V204ZM222 203V204H221ZM19 205V206H17L16 207V205ZM98 204V205H97ZM100 204V205H99ZM102 204H103V206H102ZM142 204V205H141ZM168 204V205H167ZM170 204V205H169ZM174 204V205H173ZM224 204V205H223ZM227 204V205H226ZM15 205V206H14ZM121 205V206H120ZM140 205L141 206H143V207H140ZM162 205H163V207H162ZM183 207H182V206ZM185 205V206H184ZM187 205V206H186ZM7 206V207H6ZM59 206V207H58ZM145 206V207H144ZM147 206H149V207H147ZM155 206V207H154ZM171 206V207H170ZM177 208H176V207ZM179 206V207H178ZM221 206V207H220ZM226 206V207H225ZM105 207H106V209H105ZM109 207V206H108ZM166 212H162V210H161V208ZM188 207V208H187ZM15 208V209H14ZM21 208V209H20ZM137 208V209H136ZM147 208V209H146ZM148 208H149V210L151 211V213L150 212H148ZM159 208V209H158ZM179 208H181V210L179 209ZM158 209V210H157ZM169 209V210H168ZM172 209V210H171ZM178 209V211H176ZM183 209V210H182ZM186 209H188V210H190V211H186ZM23 210V211H22ZM106 210V211H105ZM139 210V211H138ZM173 210H174V212H173ZM182 211L183 213H181L180 211ZM62 212V214H61V212ZM109 213H108V212ZM148 212V214L152 217L153 215H154V217H150L149 216V219H148V214H147V212ZM156 211V212H155ZM161 211V212H160ZM169 211V212H168ZM172 211V212H171ZM258 211V212H257ZM83 214H82V213ZM126 212V213H125ZM141 212V213H140ZM142 212H145V213H142ZM158 212V213H157ZM162 213L161 215H160V213ZM180 212V213H179ZM187 212V213H186ZM59 213V214H58ZM107 215H106V214ZM173 215H172V214ZM185 213V214H184ZM33 214H34V217H33ZM62 216H61V215ZM65 214V215H64ZM103 214H104V216H103ZM111 214V215H110ZM113 214V215H112ZM116 216H115V215ZM129 214V215H128ZM143 214H145V215H147V216H145V215H143ZM172 215V216H174V217H176V218H174L173 217V220L175 219V221H173L172 220V217L170 218L169 216H167V215ZM188 214V215H187ZM66 215H67V217H66ZM143 216V217H141V216ZM170 215V216H171ZM179 215V216H178ZM180 215H185L186 216V218H185V216L183 217V216H180ZM203 215H204V217H203ZM257 215H261L260 217L263 219H261L260 217H258ZM263 215H264V213H263ZM112 216H113V218H112ZM165 216V217H164ZM167 216V217H166ZM198 216V217H197ZM200 216V217H199ZM231 216V217H230ZM68 217H70L71 218V222H70V219H68ZM86 217V218H85ZM112 219H111V218ZM183 219H182V218ZM21 218V219H20ZM107 218V219H106ZM115 218H117L119 221H121V222H119V221H117V219H115ZM160 219V220H158V219ZM164 218V219H163ZM170 219V222H168L169 221V219ZM188 218V219H187ZM260 218V219H259ZM122 219V220H121ZM140 219H143V220H140ZM148 219V221H150V222H152V226H151V224H150V227H149V225H148V223L146 222V220ZM163 219V222L164 223H162V220ZM187 219V220H186ZM77 220V221H76ZM104 220H105V222H104ZM109 221V222H107V221ZM168 220V221H167ZM191 220V221H190ZM124 221H125V223H124ZM143 221H145V222H143ZM159 221V222H158ZM174 223H173V222ZM187 221H188V223H189V221H190V223L188 224L187 223ZM46 222V223H45ZM74 223V225H73V223ZM77 222V223H76ZM81 222V223H80ZM118 222V223H117ZM127 222V223H126ZM146 225H144L143 223ZM176 222V223H175ZM178 222V223H177ZM185 222V223H184ZM255 224H254V223ZM110 223V224H109ZM115 223V224H114ZM123 223V224H122ZM138 223V224H137ZM166 223H167V226H166ZM180 223H183L184 225L186 224V228H185V226H183V224H181L180 225ZM206 223V224H205ZM260 223H261V226H262V228L260 229ZM120 224H121V226H120ZM127 224V225H126ZM160 224V225H159ZM162 224V225H161ZM168 224H171L172 226H169ZM174 224H177V226L176 225H174ZM178 224H179V226H180V228L181 227H183V228H181V230H180V228H179V226H178ZM208 224V225H207ZM254 224V225H253ZM258 224V225H257ZM107 225V226H106ZM122 225H124V226H122ZM144 225V226H143ZM173 225L174 226H176V227H173ZM187 225H189V226H187ZM41 226V227H40ZM155 226V228H156V230L154 229V230H151L150 228L151 227H154ZM162 226V227H161ZM200 226V227H199ZM78 227V228H77ZM81 227H82V229H81ZM85 227V228H84ZM129 227H132V228H135V227H137V228H135V229H132V228H130L129 229ZM140 227V228H139ZM148 227V228H147ZM167 227V228H166ZM170 227V228H169ZM232 227H233V229H232ZM257 227H258V229H257ZM47 229L46 231H45V229ZM122 228V229H121ZM126 230H125V229ZM144 228L146 229V230H144ZM162 228V229H161ZM185 228V229H184ZM197 228V229H196ZM253 228V229H252ZM257 229V232H256V229ZM41 229V230H40ZM81 231H79V230ZM137 229H138V231H137ZM143 229V230H142ZM148 229H150V231H148ZM168 229L171 231H168ZM131 230V231H130ZM136 230V231H135ZM159 230H160V232H162V233H164L165 235H163L162 233L160 234V232H159ZM161 230H163V231H161ZM166 230L170 233V234H168V235H166L167 233H165L166 232ZM185 230V231H184ZM195 230V231H194ZM197 230V231H196ZM237 230H240L239 231V233H238V231ZM259 230H260V232H262L261 234L259 233ZM36 231V232H35ZM39 233H38V232ZM79 231V232H78ZM82 231H83V233H82ZM116 231H118L117 233H115ZM125 231V232H124ZM145 231V232H144ZM151 231H152V233H151ZM154 231L156 232V231H158V233L159 234H156V233H154ZM174 233H173V232ZM181 231H183V232H185L186 233V231H188L189 232V236H186L187 234H185V233H180ZM237 231V232H236ZM255 231V232H254ZM123 232V233H122ZM139 232V233H138ZM145 234H144V233ZM150 232V234L152 235V237H150V236H148L149 233ZM192 233V235H191V233ZM242 232H243V235H242ZM107 233L109 234V235H107ZM129 233V234H128ZM136 233V234H135ZM137 233H138V235H137ZM147 233V234H146ZM176 233H180V235H176ZM194 233V234H193ZM45 234V235H44ZM51 234V235H50ZM82 234H83V236H82ZM116 234V235H115ZM119 234V235H118ZM122 234V235H121ZM123 234H125L124 236H125V238H124V236H123ZM141 236H140V235ZM171 234H173V235H171ZM198 234V235H197ZM262 237H259V235ZM37 235V236H36ZM42 235V236H41ZM118 235V236H117ZM122 237H121V236ZM144 235V236H143ZM157 235H159V236H157ZM160 235H162V237L163 238H161L160 237ZM171 235V237H168V236H170ZM183 235V236H182ZM193 235H195V236H193ZM203 235V236H202ZM138 236V237H137ZM143 237V238H141L142 240H140L139 238L140 237ZM154 236V237H153ZM176 236H178V238L176 237ZM202 236V237H201ZM241 236V237H240ZM258 236V237H257ZM119 237V238H118ZM127 237H129V238H127ZM135 237V238H134ZM145 237L148 239V240H146L145 239ZM165 237V238H164ZM174 237H176V238H174ZM186 238V240H185V238ZM188 237H191V240H190V238H188ZM194 237V238H193ZM203 237H205V238H203ZM45 238V239H44ZM112 238V239H111ZM131 238V239H130ZM138 238V239H137ZM173 238V239H172ZM192 238L194 239V240H192ZM196 238V239H195ZM48 239H49V241H48ZM122 239V240H121ZM144 239V240H143ZM164 239V240H163ZM165 239H168L167 240V242H165ZM177 241H176V240ZM179 239V240H178ZM182 239L184 240V241H182ZM202 239H203V241H202ZM240 239V240H239ZM127 240V241H126ZM130 240V241H129ZM133 240H135V241H133ZM151 241V242H146V241ZM158 240H159V242H158ZM161 240L162 241H164V242H161ZM181 240V241H180ZM205 240V241H204ZM48 241V242H47ZM53 241V242H52ZM145 241V242H144ZM156 241V242H155ZM168 241H172V242H176V244H177V246H176V244H175V242L174 243H171V242H168ZM213 241V242H212ZM195 244H194V243ZM201 242H203L202 244H201ZM211 242V243H210ZM49 243V244H48ZM51 243H53V245L51 244ZM55 243V244H54ZM130 244V245H128V244ZM153 243V244H152ZM157 243V245L158 246H160L159 248H158V246L157 245H155ZM159 243V244H158ZM168 243V244H167ZM170 243V244H169ZM179 243H183L182 245L181 244H179ZM187 244V246H186V244ZM196 243H198V247H197V245H196ZM205 243H208V244H205ZM217 243V244H216ZM146 244H148V245H146ZM151 244V245H150ZM163 244H164V246H165V248L163 247ZM171 244H172V246H171ZM175 244V245H174ZM178 244L181 246H178ZM185 244V245H184ZM189 244H190V247H188L189 246ZM201 244V246H199ZM211 244V245H210ZM50 245V246H49ZM59 247H61V248H59ZM61 245V246H60ZM128 245V246H127ZM154 247H153V246ZM166 245H167V247H166ZM174 245V246H173ZM213 245H214V247H213ZM70 246V247H69ZM133 246V247H132ZM194 246H196V247H194ZM210 246V247H209ZM73 247V248H72ZM169 247V248H168ZM170 247H172V248H170ZM174 247H175V249H174ZM187 249V247H188V249H187V251H190V252H187L186 250H185V248ZM192 247H194V249H192ZM199 247H201V248H203L204 247V249H202L201 250V248L199 249ZM209 247V248H208ZM262 247H263V249H262ZM159 250V252H158V250ZM168 248V249H167ZM176 248L178 249V248H180V250H176ZM196 248H198L199 249V251H201V254H200V252L198 251V249H196ZM206 248H208V249H206ZM218 248V249H217ZM64 249V250H63ZM133 249V250H132ZM135 249V250H134ZM160 249H162V250H160ZM210 249H211V251H210ZM93 250V251H92ZM144 252H143V251ZM147 250V251H146ZM169 251V252H166V251ZM172 250H176V252L175 253H179V254H181L182 252H181V250H185L187 253H186V255H185V253H183L182 255H179V254H174L173 252L174 251H172ZM209 250V251H208ZM214 250V251H213ZM262 250V251H261ZM94 251H96V253H93ZM172 251V252H171ZM180 251V252H179ZM261 251V252H260ZM41 252V253H40ZM55 252V253H54ZM164 252V253H163ZM166 252V253H165ZM193 252L195 253V254H193ZM212 252V253H211ZM219 252V253H218ZM46 253V254H45ZM92 253H93V255H92ZM160 253V254H159ZM172 253L176 256V257H178V255H179V257L178 258H176L177 260H175V258H173V261L172 260H170L168 257L170 256V258H172V257H174V255L172 256ZM51 254V255H50ZM84 254V255H83ZM147 254V255H146ZM154 254V255H153ZM166 254V255H165ZM168 254H169V256H168ZM253 254H254V256L256 257H254L253 256ZM74 255V256H73ZM96 255V256H95ZM149 255V256H148ZM151 255H152V257H151ZM161 255V256H160ZM185 255V256H184ZM188 255V256H187ZM190 255V256H189ZM201 255V256H200ZM208 257H207V256ZM252 255V256H251ZM144 256V257H143ZM145 256H148V259L145 257ZM166 256H167V259H166ZM180 256L182 257V258H180ZM192 256L193 257H195V259L196 260H192V259H194V258H192ZM249 256V257H248ZM127 257V258H126ZM186 257V258H185ZM191 259H190V258ZM40 260H39V259ZM78 258V259H77ZM82 258V259H81ZM87 258V259H86ZM108 258V259H107ZM163 258V259H162ZM190 260H189V259ZM220 258V259H219ZM100 259V260H99ZM185 259V260H184ZM187 259V260H186ZM102 260V261H101ZM118 260V261H117ZM125 260H127V261H125ZM129 260V261H128ZM131 260V261H130ZM148 260V261H147ZM174 260H175V262H174ZM211 260V261H210ZM252 260V261H251ZM81 261V262H80ZM153 261H156V263L155 262H153ZM158 261V262H157ZM166 261V262H165ZM80 262V263H79ZM119 262V263H118ZM128 262V263H127ZM130 262V263H129ZM165 262V263H164ZM169 262V263H168ZM172 262V263H171ZM174 262V263H173ZM236 262V263H235Z\"/></svg>",
    "mask_w": 264,
    "mask_h": 264
}]
</instances>
